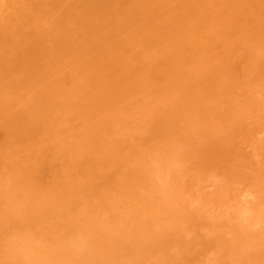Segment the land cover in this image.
I'll list each match as a JSON object with an SVG mask.
<instances>
[{
	"label": "rangeland",
	"instance_id": "obj_1",
	"mask_svg": "<svg viewBox=\"0 0 264 264\" xmlns=\"http://www.w3.org/2000/svg\"><path fill=\"white\" fill-rule=\"evenodd\" d=\"M14 1L15 0H12L11 2L14 3ZM58 1L60 2L59 4H61V2L66 1V0H63V1L58 0ZM58 1L53 0L52 4L54 5V3H55L56 4L55 6H58L59 5L57 3ZM80 1H82V0H77V3H78V4L76 3L77 7H78V5L80 6V4H81ZM120 1H121V4L118 5L120 3ZM120 1L115 0V2L111 3V4H115L118 2L117 5L120 7H122V5H123V8H121L122 11L120 12L121 16H120V14H118L116 19L110 18L115 23L114 24L115 28L116 27L119 28L118 32L117 31L115 32V34L117 36H118V34H119V36L122 35V33L124 36H126L129 32L128 31L129 28L125 30V27L122 26L124 24H119V25L116 24V22L118 23V21H119L117 19L120 17L124 21V22L122 21L123 23H125L126 21H130L132 24H130L128 22L129 25H124V26H130V31H133L134 28H131V25L133 27L137 26V28H138L139 24H140L139 21H141L143 19L141 14H140V11L143 14H145V13L148 14V12L146 11L147 8H145V9L142 8L144 6L146 7V4L150 7V10H153V11L157 10L158 7L159 8L161 7L162 10H164L163 8H165V11L168 9L167 14L169 13L170 15H167V16H170L169 17L170 19L172 16L173 17L175 16L176 19H178V22H181V24L183 26H185V24L187 25V23L189 22V24H188L189 26L188 25L187 26L188 27L192 26L193 29H191L192 31H190V33H191V36H193V37H189L190 36L189 33H188L189 35L186 34L190 30V29L188 30V28H187L188 31L186 30L187 32L185 33L186 35L181 34V35H183V37H179L180 35L178 37L177 36L174 37L175 42L176 43L178 42L176 44V46L178 45L177 48H179L180 46H183L187 52L190 49L191 52L189 51V53H188L189 56L187 55L186 51H184V53H186L185 59L189 57V59H187L188 63L187 62L184 63L186 60L184 58H181L182 57V55H180L181 51L179 53L176 52V53H178V55L175 53L176 50L174 47H176V46H174V43H173L174 39H171L173 36L172 37L169 36L170 33H168V31H166L167 29L166 30L161 29V31L159 30L160 28H162V25L163 26L166 25L165 27H167L168 29L172 28L171 25L168 26V24H167V23H169V22H167V20L169 18H167L166 15L164 16L165 12L162 14V11L158 10L159 13L158 14L156 13L157 15L154 13V17H153L154 19L153 20L150 19V23L153 24V22H156V24H158V26H152V24L151 25L148 24L149 27L152 28V30H153V27L155 29H157L156 32L153 31L154 32L153 35L156 33L155 35L158 36L160 39H162L161 32H163V31L166 33L165 34L162 33V35L167 34L168 38L171 37L170 39H166V38H165L166 40L163 39L166 42H167V40L170 41L169 46H171V47H169V46L165 47V45L166 46L168 45L167 43L163 46L165 48H168L170 52H168L167 49H165L166 51L163 50L164 48L161 47V49L163 50V55H162V52H160V53L156 52L157 51L156 46H157V44L164 42V41H159V40L156 42L152 41V40H154L153 38L155 36L153 38L150 37V38H152V39H150L151 41H149V39H147L149 43L147 42L146 39H145V41L143 39H141L142 41H144V43H141L142 41H140L139 37L137 38L138 35H134L135 34V31H134L132 35H130L131 32H129V36L127 35L128 37H126V38H124L123 36H121L122 38L119 36L118 37L115 36V40L117 39V40L122 42V44H120V45H117L116 43H114V40L113 41L108 40L114 34L111 33V35H110L111 37H110L106 33V32H108L109 28H106V30H104L105 27H107V26H106V23H102V18H103V16H107V17L109 16V15L105 14L106 13L105 11H108L107 13H110V17H111V12H113V13L117 12V10L120 9V7L119 8H118V6L114 7L113 9L117 8V9H115L116 11L110 9V10H112L111 12H109L110 11L109 9L102 11L101 13L99 10H97L98 12L96 11V14L95 13L93 14V12H94L93 11L92 12L93 15L92 14L91 15L95 20L100 19L99 17H100V15H102V13H104L105 15H102V18L100 20L101 23L100 22L95 23V21H93V18L90 17L91 21H93L94 23L93 22L91 23V21L89 20L90 21L89 22L90 23L89 30H85V26L83 25L84 24L83 22L81 23V21H80V23L83 25L82 26V25H80V23H78V22L75 23L72 20V17H73V15H75V13H76V15L77 14L79 15L80 13L83 14L82 12H80V13L78 12V11H81L82 7H78V8L75 7L76 0H74V1L72 0L71 2H70V0H67L62 5H59L57 7V10H59L58 8H60V6H62L60 8L61 10H60V15H59L58 20L62 21L64 19L63 17L66 16V14H68V12H69V15L72 14L69 19H70L71 23L74 26H76L77 31L76 30H75L76 32L74 31L73 25L71 23L70 24L72 25V27H70L71 25L69 24L68 21H67L68 25L70 28H72V31H70L71 29L69 30L68 25L66 27L68 29H66L65 27L60 28V26H58V28H60V29H58V31L60 30L59 31L60 34L63 32L66 33L67 34L66 39L68 38V34L70 35V33L72 32L69 38L75 40V38L77 37L76 39L78 40V43H80V45H82V46H80V49L84 45L86 47L87 44L89 45L92 42V44H93V46H91L92 48L88 47V45H87L88 51L86 50L85 47H83L84 50L83 49L79 50V46L77 45L78 43H75L73 40H72L74 42L73 44L77 45L78 49L73 47V44H71V48L73 47L72 50L76 51V52L73 51V54L80 53L82 51L79 54V60L82 63L81 65H83L84 59L85 60L87 59L85 61L87 65L84 64L85 70L87 69L88 65L89 66H95V67H93L94 71H92V68H91V71H87L88 73L83 70L85 72L83 74L84 76L81 74H78V75H80V77L77 75H74V73L69 74L68 71H62L63 73L61 72L63 74V76L65 77V79L61 77L62 74H61V76L56 75L57 78L59 77L57 82H55L57 84L53 85L57 91L55 93L56 98L51 96L49 93L47 94L48 95L47 98H45L47 96L46 94H45L46 95L45 97L42 96V97L37 98L35 96L36 97L35 100L36 99L38 100V101L36 100V102H37V104L39 103V106H40L39 110L46 108V105L41 103L40 99L47 100L46 102L49 101L48 105L51 108H50V110L41 111L42 113L40 112L41 117H43V119H44L43 120L44 123H41L42 124L41 127H38V126H40V124L39 125L36 124V125H38L36 128L37 129L40 128L39 131L36 130V132H35V130L33 129L35 127H32L33 126V125H31L32 123L30 124L32 129L34 130L33 132H35L34 133L35 135L33 133L32 134L28 133V136L31 135L30 136L31 139L30 138L29 139L32 141L36 140V143H38V145H39L38 146L36 144L37 147H35L33 145L34 147L32 146L33 147V150H32L31 146H29L30 144L29 145L27 144L29 142L25 141L26 143H24V139H23V141H21V142H23L22 144L19 140H18L19 143H17L18 141L17 142L16 141L11 142L12 140L10 139L9 134H11V137H14L13 136L14 133H16V135L17 134L20 135V133H17L16 130H13V129H12L13 131H10L11 128H10L9 122H8V126H9L10 130L8 129V127H5V126H7L6 125L7 122L4 119H6L7 121H10L12 124L13 118L15 116H17V114L18 115L20 113L22 114V111L20 109H23L25 111L27 110L26 112L28 113V109L27 108L24 109V106H26V105H24L23 102H21L24 98H25V101L29 103V104L27 103L28 106L30 104H32V105H30L31 109H33L34 107L37 106L35 104V101H33L32 96L30 97V94L31 95L33 94L34 86L38 87L39 84H36L37 82L41 81V83H42V79H45L44 77L46 76L47 73H42L41 71H43V70L39 71V69H41L39 67V64H38L40 60L38 61V59H36V58H38V56L41 53H42L41 56L44 54V57H46L47 54L49 53L48 52L49 49L43 51V48L40 47L41 49L39 48V51H40L39 52L37 50L38 48L36 47V45L33 44V42H37V41L40 42L41 41V43L44 42V45H46V47L47 46L51 47L53 52L58 54L57 58H56V54L53 55V52H52V57L55 56V58L51 57L50 59L51 60L55 59V61H57L56 59L59 58L58 56L60 55L59 51H60L61 47H59V50H58V46H61L60 44H62V43L58 44V42H57L58 45H54V44H56L57 40L55 41V43H54V40L56 39L57 36H54V39L51 38V40H48L50 38V35H49L51 33L50 32L48 34L49 38L47 37L48 35H46L45 39L48 38L47 39L48 42L51 41L52 44L54 43L52 45L53 46L52 47V46H50L51 45L50 43L45 42L46 40L39 36L40 34H37L38 31H34V29L32 28L33 31L31 32L30 31L31 29H28V33H27V31H25L28 34L27 35V34H24L25 32L22 29L21 33L24 32L23 34L26 36L25 37L22 34V36L25 37V38L23 37L24 39L29 37V35L32 33L34 35H37L38 40L35 39L36 37L35 38L31 37L32 36L31 35L30 38L26 39V41L28 42L26 44L28 45V47H29V45H30V47H31V45H33V47L31 49H33L35 46L37 48L35 50H37L39 53H36L37 55H35V58H33L34 56H32L31 57L32 60L30 59V61H28V65L30 62L31 67L30 66L29 67L31 69L34 67V66L32 67L31 63L36 62L37 67L33 68V70H32V71H34V73L31 70H28L27 67H26L27 70L23 67L21 68V70H17L18 72H20V71L25 72L26 71L27 76L23 75L24 77L21 78L19 75H22V73L21 74L15 73V75H12L13 72L11 74L8 73V70H9V72H11L15 67H18V68L20 67V66H15L16 65L15 60L17 59V58L15 59V57H17V55H14V53L19 50L18 49L19 46L17 43L21 42L20 37H22V36L16 34L19 37V40H18V38H16V36L13 39L18 41L17 43L15 42L16 44L14 43L15 47L18 46L17 47L18 50L14 49L15 48L14 44L10 43L9 45H11L13 48H11L10 46H7V47H8V49L11 48L10 50L13 49L14 53L11 54L9 50H5L6 55L2 52V55H5V56L3 57L1 55L3 59L0 57L2 59L0 62V64H1L3 61L6 60V58L10 59V57L13 55V57H11V59H13L12 60L13 63L11 62V60H9V62H11L12 64L15 63V65H14L15 67L12 69L11 63H9L8 60H6L8 63V65L6 63L7 67L9 66V64L11 65L10 66L11 69H10V67H9V69L6 67V70H7V73H6L4 71L5 66L2 67V64H3L2 63L1 68H3V71L6 73V76H7V74H8V76L5 77L4 72H3L4 74L0 73V76H1V74H2V76L4 75V77H0V79L2 78L3 80H7L6 83L8 82L9 86H12L13 88H14V84H16V85H19L20 88L21 87H24V88L27 87L28 90L26 89L25 92L20 93L19 97L17 96L16 99L14 97L15 100L12 99V101H16V103H13V104L11 102L9 103L10 100L8 101L9 98H7V97H10V96H8L7 94H5V95L0 94V108L2 105H4V104H2V102L7 101L8 103L6 102L5 104H7V107L8 108L10 107V109L12 111L14 109H15V111H16V109L20 110L19 111L20 113L17 112L16 115H13L14 113L11 112V110L6 108L5 106L4 107L2 106L3 109L2 108L0 109V113H1L0 114V147H1V149H0V173H1L0 174V205L5 204V206H6V207L0 206V264H10V263L11 264H96V263L97 264H264V51H263L264 50V27H263L264 26V8H263L264 7V0H244V1L240 0L241 2H237L234 0H220V1L219 0H212V2L210 0H206V2L204 0H203V2H200V0H189V3H188V0H186L185 4H184L183 0H179L180 4L181 3L183 4L182 9L178 8V7H174V9H173L172 8L173 3L171 0H164V1L153 0L154 2H152V0H151V2H150V0H142V2L141 1L138 2L137 0L136 1L131 0L130 1L131 4L127 0H125V1L120 0ZM126 1H127V3H125ZM159 1H161V2L159 3ZM209 1L211 3H214V4H215V2H217V5H218V2L220 3L222 1V3H221V5H223L222 7H224V5L226 8L227 7L228 8L229 7L235 8L236 7V9L238 8V10L241 9L240 7H242V5H243L242 2H245L246 6H244L245 9L242 7L244 10V12L241 10L242 13H240V11L236 12L234 10H231L232 13L228 15L230 18L228 17L229 19L227 18L228 20H226V17H227L226 15L229 12L227 11V14H226V9H224L225 7L222 8V9H224L222 11H225V12H222L221 10L218 12L217 10L221 5H218V6L215 5L214 6L212 4L213 5V6L211 5L212 7H216V10L213 9L216 12L210 13L212 9L209 8V9H211L209 12L208 6L211 7L210 4L208 3ZM17 2H19V1H17ZM86 2H88V1L87 0L82 1V5L86 4L85 6H87ZM156 2H157V4H156ZM164 2H166V3H164ZM173 2H175V1H173ZM252 2L253 3L255 2L254 3L255 6L249 5ZM0 3H4V0H0ZM12 3H11V5H12ZM70 3H71V7L75 13L71 9V7L69 5ZM124 3L126 6L124 5ZM140 3H141V5H140ZM143 3H144V5H143ZM202 3L204 4V6ZM15 4L16 3H14L12 6H14ZM52 4L50 5L51 8L47 7V9H45L46 6H49V5H46L45 8L41 11V13L44 14L43 16H41V14H40V16H38V14H37L38 12L36 13L37 14L36 17H34L31 20L32 21L31 23L35 27L33 25L30 26L29 25L30 22H29V24H27V26H24V28H26V27L36 28V26H38L37 24H39L38 21L43 20L41 22L42 27L41 26L40 27H41V29H44V33L48 32V30L51 29L49 27L50 26L49 23H51V22L54 23L56 21V18H58V17H56V13L58 11L56 10V7L53 6ZM247 4H248V6H247ZM65 5H68L70 7L66 14H64L66 11ZM84 5H83V10H84V8L86 10L87 8ZM138 5H140V6H138ZM152 5H153V7H152ZM193 5L194 6L196 5L198 7L197 10H199L201 8V10H199L197 13H202L205 9H207L208 10L207 12L210 13V15H208V18L203 19L201 17L202 19H200V21L197 19L196 20L194 19V21H192V18H191L192 16L190 17V14L186 11L188 8H189L188 9L189 11L190 10L192 11L193 9H190V8ZM199 5H201L202 7L199 8ZM184 6L187 7V9L184 8ZM52 7H55V8H52ZM92 7H94V6L92 5ZM112 7L113 6L111 5V8ZM251 7H252V9H251ZM63 8H65V9H63ZM79 8H80V10H79ZM53 9H54V11H53ZM90 9L91 10H89V11L96 10L94 8H90ZM70 10L72 11V13H70L71 12ZM130 10H132V12ZM150 10L148 8V11H150ZM249 10H251V11H249ZM47 11H50V12H47ZM134 11H136V12H134ZM191 11H190V13H191ZM245 11H246V13H245ZM247 11L250 12V15L248 14L249 12H247ZM252 11H254V12H252ZM61 12H62V14H61ZM130 12L133 16L129 14ZM54 13H55V15H54ZM113 13H112V17L113 16L115 17V15H117V13L114 15H113ZM194 13L192 12L191 14L193 15ZM216 13H217V15H216ZM218 13H220L221 15L223 14L222 17L225 18L223 21L224 23H222L221 21L218 20V19H222V17L221 18L219 17L218 19L216 18L217 16H220V15H218ZM224 13H225V15H224ZM244 13L247 14L248 16L244 15ZM51 14L54 15L55 19H53V20L50 19ZM85 14H86V16L88 14L89 15L86 18L84 17L83 21L88 22L87 20L90 16V13H88V10H87V13H85ZM98 14H100V15H98ZM134 14L136 15V18L139 20L138 21L139 24L137 23V21H136V24H135V22L134 23L132 22V21H135V20H133L135 17ZM150 14H153V12ZM159 14L163 15V17H165V19H163L162 16H158ZM177 14H179V15L182 14V17H180V16L178 17ZM203 14H204V12H203ZM261 14H263V15H261ZM57 15H58V13H57ZM95 15H97L98 18L95 17ZM236 15L237 16L239 15V16L237 17ZM37 16L40 18L39 20L37 19ZM122 16L125 18L123 19ZM156 16H157V18L160 17L161 20L160 19L158 20L156 18ZM259 16H261V17H259ZM67 17H68V15H67ZM107 17H105L104 19L109 20ZM183 17H184V19H185V17L187 19H189V20H187V23L186 22L184 23V21H186V20H183ZM51 18H53V17H51ZM61 18H63V19H61ZM198 18H200V17L198 16ZM210 18L213 19V21L210 22L211 24L209 25V23H208L209 21H204V20L205 19L208 20ZM214 18H216L218 20V22H217V20L214 21L215 20ZM235 18H237L238 21ZM114 19H115V21H114ZM121 19L119 22H121ZM173 19H171V20H173ZM81 20H82V18H81ZM111 20H109V21H111ZM143 20H142L143 22H141V23H142L143 27L145 28V24H147L149 21H146L147 18L143 19ZM232 20H233V22H232ZM61 21H60V24H61ZM190 21H192L193 23L192 22L190 23ZM47 22H48V24H47ZM67 22H65V20H63L62 23H64V25L66 26L65 23H67ZM111 22L109 25H111ZM173 22H174V20H173ZM178 22L176 24H178ZM195 22L203 23L204 29H201V28H203V26L201 27V26H199V24H197ZM216 22H217V25L219 26L218 28H217ZM97 23L100 25L101 29L99 28V26H97ZM174 23H170V24H172L174 26ZM205 23L208 26L207 27L208 29L206 28ZM213 23L215 25H212ZM45 24H47V26ZM93 24H95L101 30V32H103V31H105V32H103V34H102V33H100V31H96L97 27H95ZM190 24H193V25H190ZM53 25H56V23H54ZM148 25H147V29L145 28V30H148L150 32L151 29L148 28ZM159 25H161V27ZM211 25L213 27L219 29V30L216 31L217 29L215 30V28L213 30V28H210V27H212ZM101 26L103 27V30H102ZM114 26L113 27L110 26V29L112 28L113 31H115ZM122 27L124 28L125 31L122 29ZM143 27L140 26L139 27L140 30H142ZM64 28H65V30H64ZM120 28H121V31L123 30L122 33H120L121 32ZM174 28L172 30H174ZM209 28L212 29L211 32L209 31ZM259 28H261V29H259ZM86 29H88L87 26H86ZM92 29H94L93 30L94 33L92 32ZM185 29H186V26H185ZM54 30H56V29H53L52 31H54ZM112 30H109V31L112 32ZM182 30L180 32H182ZM250 30L253 33H251ZM73 31H74V33L80 32L81 36H78L79 33L73 34ZM83 31L86 34L82 33ZM142 31H143L142 33L140 32L142 35L143 34L145 35V33H148L147 31L146 32H144V30H142ZM157 31H159L160 33H158ZM195 31H197V32L194 33ZM206 31L208 33H206ZM41 32L43 34V30ZM95 32L97 33L98 36L95 34ZM110 32H109V34H110ZM184 32H185V30L183 31V33ZM55 33H53V34L55 35ZM136 33L138 34L139 30ZM172 33H173V31H172ZM226 33H228V34H226ZM66 34H62V35H64V37H65ZM88 34H89V37H91V39L89 37H88V39H89V41L90 40L91 41L90 42L88 41L89 43H85V44L83 43L84 45L81 44L82 40L85 37H87ZM99 34L102 37H99ZM94 35H96V37H94ZM106 35H108L109 37ZM42 36H45V35H42ZM135 36L137 39L135 38ZM148 36H151V34H149ZM61 37H63V36H61ZM131 37H133V38H131ZM143 37H145V36H143ZM58 38H59L58 39V41H59L61 39L60 35ZM97 38H99V39L104 38V40H105L104 41V47L106 45V47H105L106 51H104V52L99 51L101 53V55L103 53L107 54V55H105V54L102 55V56H105L104 60H102V61L100 58L94 59V57L97 58L98 54L100 55L99 52H98L97 56H94V52H92V50L93 51L94 50L97 51L99 49L105 50L104 47L101 48V46H103V44H101L100 40ZM140 38H142V36ZM28 39L31 40L30 43H29ZM33 39H34V41H32ZM52 39H53V41H52ZM156 39H158V38H155V40ZM242 39H244V40H242ZM21 40H23V39H21ZM77 40H75V41L77 42ZM79 40H81V42H79ZM189 40H191V43L193 41V43H192L193 45L190 46ZM70 41H68V42L70 43ZM86 41H83V42H86ZM123 41H125V42H123ZM187 41H188V44L186 43ZM25 42H24V40L22 41L23 44H25ZM68 42L65 43L66 48L70 47L69 45L67 46V44H69ZM133 42H135V43H133ZM41 43H39L37 46L39 47V45H41ZM63 43H64V41H63ZM131 43L136 44L137 47L135 45L129 46V45H131ZM153 43H155L156 45L153 46L152 45ZM26 44L25 45L21 44L20 49L22 46L24 48V46H26ZM92 44H90V45H92ZM113 44H114V47H113ZM126 44H127V46H125ZM95 45H98V46H96L98 48L97 50H96ZM138 45H139V47H138ZM142 45H144V47ZM148 45L152 46V48H150L152 50L147 49V47L149 48ZM161 45L162 44H160L158 46H161ZM54 46L56 48H54ZM99 46H100V48H99ZM134 46L138 49L132 48ZM158 46H157V48H158ZM189 46H190V48H189ZM195 46H196V49L199 47V50L194 49ZM42 47L45 48V46H42ZM127 47H128V49H126ZM129 47H131V48H129ZM47 48H45V49H47ZM51 48L49 50L50 54L52 51ZM109 48L111 50H109ZM184 48L182 49V54H183ZM55 49L58 50V53H57V50H55ZM180 49H181V47H180ZM67 50H69V51H66V52L63 51L64 53L61 54V56L65 54V56H64L65 58L62 56L64 58V60L66 59V57L69 61L71 58L73 61L77 60L75 57L78 54H75V56H70V55L67 56L68 55V54L66 55L67 52H70V51L72 52V50L70 48ZM78 50H79V52H77ZM89 50L92 52L93 56L91 53L89 56V52H90ZM85 51H86V53H88V55H84ZM107 51H110L109 55H108ZM117 51H119V52L117 53ZM135 51H137V53ZM138 51L142 56H140V54H138ZM164 51H165V53H164ZM19 52H21V51L19 50ZM43 52H46V56H45V53H43ZM71 52H70V54L72 55ZM111 52H115L116 54H118V56L115 55V53H114L111 57V54H112ZM144 52H146V54ZM150 52H151V54H150ZM9 53L11 54L10 56H9ZM95 53H97V52H95ZM132 54L134 55L133 57H131ZM137 54H138V56H137ZM80 55H82V57L84 56L83 60H81ZM144 55L146 56V58L149 61L151 60L152 63L151 62L148 63V61L145 60L144 64L149 65V67H146L147 65L145 66L144 64L140 65V66L146 67V69L143 68L145 71H147L149 69L148 70L149 73H150V71H152L150 73V77H148V75H149L148 72H144L142 70V73H140V71H139L140 67L137 66V64L139 65V64L143 63L141 61V59L144 58L143 57ZM161 55L165 56V57L161 59V57H162ZM166 55H167V58H166ZM179 55H180V61H179L180 63L177 62V60H179V58H178ZM41 56H40V58H41ZM91 56L98 63V65L96 62L95 63L92 62L93 59H91ZM100 56H98V57H100ZM150 56H152V58H149ZM68 57H70V58H68ZM88 57L91 59V62L88 61V60H90V59H88ZM106 57H108V58H106ZM168 57H170V58H168ZM4 58H5V60H4ZM48 58L43 59V57H42V59L44 61H46ZM115 58L118 60L116 61ZM126 58H127V60H126ZM132 58H134V59L138 58L139 60L138 59H137L138 61L133 60ZM165 58H166V60H165ZM213 58H215V59H213ZM42 59H41V61H42ZM109 59H111V60H109ZM168 59H169V62H167ZM172 59H176V60L173 61ZM182 59L185 61L183 62ZM209 59H211L212 62H211V60L208 61ZM51 60H49V61H51ZM60 60H63V59H61V57H60L58 61H60ZM66 60L64 61V63H66ZM44 61H42V63H44L46 65V63ZM49 61H48V63H49ZM53 61H51V62H53ZM73 61L71 62L72 64L71 63L68 64V62H67V65L64 64L62 61H61L62 64H58L56 62L58 66L60 65L59 67H57L55 62H53V63L57 67L56 69H57L58 74H59L60 70H61L60 67L69 68L71 65V67L74 68L73 66H76V65H74L73 63L76 61H74V62ZM153 61H156V63H154L155 66L153 65ZM193 61H196V62H193ZM5 62H4V64H5ZM61 62H59V63H61ZM77 62H79V61H77ZM116 62H118V63H116ZM140 62H142V63H140ZM209 62H211V63L209 64ZM79 63H77V65H79ZM88 63H90V64H88ZM165 63H167V65ZM102 64L103 65L105 64L107 66L109 65L110 67H107L105 69V67L101 66V68L104 71L98 73L99 72L98 69L100 68L98 66H100ZM125 64H129L131 66V68H134L132 70V72L136 71L135 74H137V75L135 76L133 74V75H131L132 77L135 76L137 78L138 77L140 78V74H142L141 79H135V78L131 79L132 77L129 76L130 81L128 80L129 81L128 82L125 79L127 81V83H125V84L122 83L123 85L122 84L119 85L122 81L121 79H120L121 80L120 82L116 79L115 83H116V81H118L117 86L120 89H121V86H123L124 89L122 87V90L119 91L120 89L117 86H115L117 88V89H115V87L113 88L111 86V84H108V86L111 87V88H108L105 84L108 83L107 81H109L111 78L108 79V77L106 75H109V74H107V73H110V70H112L115 66V68L117 69L116 71H118V73L120 72L122 74L123 71L129 70L128 69L129 65H125ZM26 65L27 64H25V66ZM41 65L42 64H40V66ZM50 65H51L50 67L53 66V64H50ZM81 65H79L78 71L82 70V69H80ZM165 65H166V67H165ZM111 66H113V67H111ZM125 66H128V68ZM71 67H70V69H71ZM118 67H122V68H118ZM200 67L202 70H204V69H206V70L199 71ZM37 68H38V71H37ZM45 68H48L49 69L48 71H50V69H52V68H49L47 66ZM76 68H75V70L73 69L75 72H76ZM124 68H125V70H123ZM13 71H15V69ZM29 71L33 73V74L30 73L32 76L34 74L35 75L37 74L36 76H38V77H36L34 75L35 79L37 78V80L33 79L34 76H33V78L31 77V75L28 73ZM35 71L38 73L39 72L42 73V75L40 74L41 78H42L41 80H40V75H38V73H35ZM45 71H46V69H45ZM45 71H43V72H45ZM54 71H55V68H54ZM54 71L53 72L50 71L51 74L52 73L54 74ZM116 71L115 72L113 71V72L117 73ZM64 72H65V74L67 72L68 76H65ZM92 72H94L93 73V75L95 74L94 76L91 74ZM129 72H131V71H129ZM129 72H125V73L128 74ZM178 72L179 73L181 72V74H177ZM111 73H110V77H111ZM153 73H156V74H153ZM157 73H159V74H157ZM185 73H186V75H185ZM195 73H196V75H195ZM28 74L30 75V79L28 77ZM51 74L49 73V75H51ZM55 74H57V73H55ZM207 74H208V76H205ZM49 75L47 74L48 77H50ZM97 75H99L98 79H96V78L93 79ZM151 75L155 76V77L151 78ZM213 75L214 76L216 75V76L214 77ZM13 76H15V79L13 78ZM17 76H19L21 79L20 78L17 79L18 78ZM86 76L91 77V78L89 79ZM186 76L188 78H186ZM209 76H210V78H209ZM25 77H28L27 79L31 80L30 82H33L35 80L34 85H32L33 83H31V84L28 83L29 81L28 82L26 81L27 83L24 82L23 78H25ZM48 77L46 78V81H47ZM115 77L116 76L114 75L113 81L111 79V83L114 82ZM163 77H164V80H163ZM174 77H175V79H174ZM100 78L102 80L101 82H100ZM125 78H128V77H125ZM145 78H146V80L148 78V83L146 81V83H145L146 85L144 86V84L142 85L141 82L144 81ZM149 78H151V79H149ZM156 78L158 80H156ZM208 78H209V80H208ZM2 79L0 80V86L4 87L3 90H6L7 85L2 86L4 84H6V83L2 84V82H3ZM27 79L25 78V80H27ZM32 79H33V81H32ZM180 79H181V81H180ZM14 80H15V82H14ZM92 80H93V82H92ZM137 80H139V81L141 80V82L140 83L135 82ZM183 80H184V82H183ZM207 80L209 83L207 82ZM49 81H51L50 78H49ZM49 81H47V82H49ZM53 81H56V80L54 79ZM59 81H61V82H59ZM94 81L100 82V84L103 82H105V83H103L102 85L99 86V88H97V87L92 86ZM131 82H135V83H131ZM204 82L205 83L207 82V83L205 84ZM23 83H26V84L23 85ZM76 83H78V84H76ZM130 83L133 84L134 86H135V84L139 83L138 84L139 89L137 88V85H136V89H134V91H133V85L130 87L129 86V85H131ZM43 84H46V83L43 82ZM63 84H65L66 86ZM83 84H84V86L90 84L93 88L98 89V91L95 92L96 95L94 92L87 90L88 92H90V94H89L90 97L91 98L94 97L96 104H95L94 100H91V99H90L91 101L88 100L89 103L85 102L86 103L85 104V103H83L84 101L82 99H84V98H82V97H81L82 98L81 100L83 101V102L81 101L82 104H77L78 103L77 100H79L77 98V96L80 95L81 93H85L84 90L87 87H89V86H86V88H85L83 86ZM96 84H95V86H96ZM170 84H171V86H170ZM203 84L206 86H204ZM16 85H15V87H16L15 89L8 87L9 89L13 90V91L10 90L11 91V92L9 91L10 93H12V92H14V90H16L15 91L16 94L12 93V95H17L18 89H17ZM30 85L32 87H30ZM76 85H79V86H77V88H75ZM174 85H177V86L179 85V86L175 87ZM73 86L76 89V91L78 89H80L82 86L84 87V90L80 89V91L78 90V93H76V92L72 93V91L74 89L73 90H70V89H72ZM194 86L196 87L197 90L194 89L195 88ZM101 87H102V90L100 89ZM129 87L131 90L129 89V91L127 93L126 89H128ZM173 87H174V89H173ZM181 87H182V89H181ZM199 87H201V89ZM41 88H43L41 91L44 90V92L45 91H46V93L48 92L47 89H44V86L42 87V85H41ZM45 88H46V85H45ZM167 88H169V89L171 88L173 93L176 94V96L174 94L173 97H172V95L170 97V98L176 97V99L174 98L172 100V103L171 102L169 103V101H171V100H169V98L165 99L170 94H172V92L169 91V89H167ZM95 89L93 91H95ZM166 89L169 92L168 96L166 93L167 92ZM50 90H52V89H50ZM100 90H101V92L98 94V92ZM110 90H111V92L113 91L114 96L111 95L112 94L111 92H110L111 94H109ZM115 90H117L116 91L117 93L115 92ZM175 90H177V92ZM188 90H190V91L187 93L186 91H188ZM193 90H195V91H193ZM22 91H23V88H22ZM28 91L30 94L28 93ZM162 91H164V92L162 93ZM5 92H7V91H5ZM69 92L72 94L70 96L72 97L71 99L73 100V103L77 102L76 103L77 105H74L75 104L74 103L73 104L74 106L73 105L70 106L69 103H71L70 102L71 99L69 96V94H70ZM122 92H124L123 97H125V99L122 97L123 102L119 103L122 100L119 97L120 98L119 100H121V101H118V95ZM130 92H132L131 95H129ZM0 93H1V90H0ZM27 93L29 95H27ZM75 93L78 95L76 96ZM164 93H166V94L163 95ZM35 94L40 96V95H42V92H40L37 89ZM65 94H67V95H65ZM133 94L136 96V98L134 97ZM204 94H205V96H201ZM26 95H27V97H26ZM57 95L58 96L60 95V99ZM97 95L99 96L98 98H97ZM107 95L110 97H108ZM120 95L122 96V94H120ZM127 95H129L130 97ZM159 95L161 97H159ZM197 95H198V97H196ZM211 95H212V97H211ZM82 96L84 97L85 95H82ZM100 96H102L101 99H99ZM105 96H107L108 99L105 98ZM131 96H133V97H131ZM179 96H180V98H178ZM181 96L182 97L184 96V98H182ZM213 96H214V98H213ZM20 97H22V100H20V101L17 100ZM50 97L53 98V101H54V98H55V101H56V99H58L59 100L58 104L56 102L57 105H54L55 103L53 105H51L52 103L50 101ZM87 97H89V96L87 95ZM126 97H127V100H126ZM128 97H129V99L131 98L130 99L131 101L128 99ZM203 97H206V98H204L205 100L203 99ZM64 98H65V100H64ZM79 98H80V96H79ZM188 98H190V99L194 98V100L191 99V100L187 101ZM209 98H211L215 101H213L211 99L208 101ZM97 99H99V101H97ZM180 99H181V102H180ZM201 99H202V101H201ZM2 100H4V101H2ZM66 100H68V101H66ZM100 100L107 101V102L102 103V101H100ZM124 100H126V101H124ZM175 100H176V103H175ZM178 100H179V103L177 102ZM195 100L197 103L195 102ZM161 101L165 104L163 105ZM166 101L168 102L169 105L166 104L167 103ZM18 102L20 103V107L17 106L19 104ZM90 102H91V104H90ZM190 102L192 105H190V106L186 105L185 106V104H190ZM203 102L204 103L207 102V103H205V106H204V104H202ZM105 103H107V104H105ZM180 103H182V104L180 105ZM195 103L198 104L199 106L196 105ZM94 104L96 107L94 106ZM171 104H172V106H171ZM178 104H179L180 108L177 107ZM194 104H195V106H194ZM106 105H107V107H106ZM159 105H160V107H159ZM209 105H211V106H209ZM52 106H53V108H52ZM55 106H56V108H55ZM165 106L167 107V109ZM196 106H197V108L199 107L198 110H197V108H195V110L190 108V107L194 108ZM67 107H69V108H67ZM97 107H98V109H97ZM156 107L158 108V110H156L157 109ZM181 107H182V109H181ZM206 107H207V109L209 107H211V109H209V111H207ZM57 108L59 110L60 109L61 110L58 111ZM173 108L174 109L176 108V110H173ZM185 108L187 109V111ZM31 109L29 110L30 112H31ZM35 109H34V111H35ZM153 109L155 111H153ZM183 109H185V110H183ZM203 109H205L206 111L204 112ZM36 110L38 111V109H36ZM149 110H150V112H149ZM165 110L168 112H166L165 117H162L165 115L164 114ZM34 111L31 112V113H33V115H35V114L37 115V113L39 112V111L38 112L37 111L34 112ZM62 111H64V112L62 113ZM76 111H78V112H76ZM160 111H162L164 115L163 114H160L161 116L158 115L160 113ZM190 111L192 113H190ZM66 112H69V113H66ZM137 112H139V113H137ZM155 112H157V113H155ZM27 113H26V116H28ZM147 113H148V115H147ZM171 113H172V115H171ZM5 114L6 115L10 114V115H8V117L7 116L5 117ZM28 114H30V113H28ZM54 114H57V115L54 116ZM173 114L175 117L173 116ZM183 114H185V115H183ZM40 115H39V117L38 116L36 117L37 119H35L34 117L33 118L35 120L39 121V120H41V119H38V118H40ZM69 115H72L74 117H72V116L69 117ZM198 115L200 116L199 118H198ZM19 116H22V115H19ZM64 116H66V117H64ZM155 116H158V119L160 116L159 121L157 119L154 120ZM28 117H30V116H28ZM49 117H50V119H49ZM168 117H170V118H168ZM191 117H193V118L191 119ZM15 118L17 119L18 117H15ZM19 118L17 121L20 122L21 127H19V125H18V127H19L18 129H19V131H21L20 129L24 126L21 123H24L25 126L27 127L26 123L29 122V119H32V118H28V120H27L24 117L23 121H21ZM47 118H48V121H47ZM165 118H166V120H165ZM180 118H181L182 122L185 121V124L181 122L182 124L180 123L181 125H179V122L181 121ZM189 118H190V120H193L194 124L192 123V121L189 120ZM56 119H58L59 122L55 121ZM68 119H70V120H68ZM78 119H79V121H78ZM90 119H92V120H90ZM183 119H185V120H183ZM160 120H162V121H160ZM194 120H195V122H194ZM31 121H33V119ZM102 121H104L106 123H104V122L102 123ZM163 121L166 123H164ZM14 122H15V120L13 121V124H15ZM77 122L80 124H78ZM108 122H110L111 124ZM189 122H190V124H189ZM13 124H12V127H14ZM43 124H46V126H44ZM50 124L52 126H49ZM71 125H73L74 129H72L73 127H71ZM16 126L17 125H15V127ZM155 127H156V129H154ZM29 129H31V128L28 127V130ZM58 130L61 131L62 133L61 132L59 133ZM62 130L64 131V134H63ZM9 131H10V133H9ZM57 132L60 134V136ZM23 134H22V136L25 135V134L24 135ZM50 134L52 136H55V137H52ZM16 135H15V138H12V139L17 140L18 138H16ZM34 136H35V138L33 139ZM57 136H58V138H56ZM64 136H65V138H63ZM74 136L76 137V139ZM105 136H106L107 140L105 139ZM21 137H20V140H21ZM111 137H112V139H111ZM118 137H119V139H118ZM26 138H27V136H26ZM54 138H55L56 142H55ZM109 138H110V142L108 140ZM120 139H122V140H120ZM111 141L115 142V143H111ZM117 141H119L120 145H118ZM69 142L72 143L73 146L70 147L71 144ZM39 143L40 144L42 143V144L40 145ZM45 143L46 144L48 143V144L46 145ZM31 144H35V141ZM113 145H114V147H113ZM116 145H118V146H116ZM95 147L98 151L95 150ZM100 147H102V149ZM107 147H109V148H107ZM117 147H118V149H116ZM114 149L118 152H116ZM20 150H21V152H20ZM89 150H91V151H89ZM38 151L41 153L44 152L45 154L44 153L41 154ZM52 151H54V153ZM58 151H60L59 153L61 155L58 153ZM97 152H100V153H97ZM112 152H114V153L116 152V153L114 154ZM66 153H68V154H66ZM86 153H87V155H85ZM90 153H92V154L90 155ZM80 154H82V155L84 154V156H86V157H88V156L91 157L90 161L93 160V162H94V158H95L96 160H95L94 164L92 163L90 165L89 163H87V164H89V167H87V165H86L83 168L84 170L79 165L81 170H82L81 173L82 174L85 173L84 176L73 175L74 173L77 174V172H76L77 170H73L72 176L70 174H69L70 176H66V175H68V174H66V172H69L68 168L72 165V164H70V166H69L68 162L70 161V163L73 162V164H74L75 163L74 160L77 161V159L80 158V156H81ZM93 154H95V155L92 156ZM22 155L25 157H22ZM35 155H37V156H35ZM56 155H58L59 157ZM63 155L66 157H64ZM102 155H103V157H102ZM2 156L3 157L6 156V158L5 157L3 158ZM29 156H31V157H29ZM68 156H70V157H68ZM107 157H109V158H107ZM46 158H48V159H46ZM51 158H52V160H51ZM56 158H58V159H56ZM110 158L113 160H111ZM86 159L87 158H85V161H87L89 158L87 160ZM98 160L100 162H98ZM85 161H84V163L86 164ZM64 162H65V164H64ZM81 162H83V159H81ZM101 162H102V164H104L103 166L102 165L100 166ZM19 163L21 165H23L24 163H26V164H25V166H20ZM35 163L36 164L38 163L39 166H38V164L36 165ZM95 163H97L98 165L95 166ZM9 164H10V166H9ZM29 164H30V168L27 167ZM58 164L59 165L63 164L64 167H63V165L59 166ZM81 164H83V163H81ZM67 165H68V168H67ZM111 165H113V166H111ZM33 166H34V168L35 167H37V168L33 169ZM57 166H58V168H57ZM72 166H74V165H72ZM86 167L89 168L91 173L89 172V170ZM92 167L94 168L93 170H91ZM114 167H116V168H114ZM29 169H31V171ZM73 169H74V167H73ZM100 169H103V170L101 171ZM57 170H58L59 174H57ZM81 170L78 169V173ZM59 171H61V172H59ZM94 171H96V172L100 171L101 174H103L102 172H104V175H100V172H99L96 176V172H94ZM109 171H110V174L107 173ZM29 172H31V174ZM70 172H72V171H70ZM62 173H63V175H62ZM93 173H95V174H93ZM50 174H51V177H50ZM26 175L29 177H27ZM113 175L115 176V178ZM130 176H132V178ZM14 177H16V178H14ZM19 177H21V178H19ZM53 177H54V179H53ZM75 178H77V179H75ZM6 179H8V180H6ZM133 179H135V181ZM9 180H10V182H9ZM132 181H133V183H132ZM46 183H47V185H46ZM71 183H72V189H69L68 187L70 186L69 184H71ZM102 184H104V185H102ZM5 185H6V187H5ZM83 186H85V187H83ZM119 187H121V188H119ZM64 193H66V195ZM124 193H125V195H123ZM68 195L70 196V198L68 197ZM28 196H30L31 198ZM52 196H54L55 202L58 201L57 202L58 204H56V203H52V204L49 203L50 205L48 204V202H50L51 198L53 199ZM56 196H58V198H56ZM62 197L64 199L66 198L65 200L67 201L68 204L66 202L65 203L62 202V200H63ZM26 198L31 199L30 201H32V202L31 203H30V201L26 202L27 201ZM47 198H48V200H46ZM60 198H62L61 201H60ZM77 198H79V199H77ZM19 199H21V200H19ZM34 199H35V202H37L36 200L38 199V204L41 202L40 199H42L41 205H43V206H40L37 204V206H38L37 207L36 203L34 202ZM56 199H58V200H56ZM143 199H144V201H143ZM24 200H26V201H24ZM68 200H71V204L73 203L74 205L73 204L72 205L74 207H77V209L72 208L73 206L69 203ZM73 200L76 202H73ZM4 201L6 203H4ZM59 201L62 204H67L65 206L66 208H69V206L71 205L72 206V207L70 206L71 209L70 208L66 209L65 207H63L64 205L61 206L62 204L60 205ZM80 201H81V203H80ZM44 202L45 203L47 202V203L45 204ZM84 202H85V205H84ZM25 203H27V204H25ZM28 203H30V204H28ZM33 203L35 204V206L37 208L36 211L38 210L37 211L38 215H36L37 214L36 211L34 212L35 206H33L34 205ZM47 205H48V207H46ZM83 205L86 209L83 207ZM125 206H127V207H125ZM41 207L43 210V214H42L43 216L41 214H39L42 211V210L39 211V209H41ZM82 207L84 208V210ZM57 208L58 209L61 208L62 210L57 211L58 210ZM126 208H128V209H126ZM49 209L50 210L52 209L53 211L51 210L52 211L51 212ZM54 209H56L57 212L54 211ZM65 209L67 211L70 210L72 212L66 213ZM80 209H82L83 218H84V215H86L85 220L82 218L81 215L79 217H77L78 216L77 213L78 212L81 213ZM47 210H49V212H50L49 214H48ZM144 210H145V212H144ZM20 211H23V212H20ZM73 212L75 214H77L76 215L77 220L80 218H82L84 220L82 227L80 225L81 222H79L78 224H76L77 223L76 222L75 223L76 225L74 226V228H70V226L68 225L69 223L68 224L66 223L67 227L65 226V222L67 221V218H70V223H71V217H74V215H75V214L72 215ZM9 213L11 214L10 217H9ZM27 213H29V215ZM63 213H64V215L65 214L66 215L60 216V214H63ZM17 214H19V215H18V218L16 219ZM25 214H26V216H24ZM4 215H5V217H4ZM12 215H15L14 219H16L17 223L15 221H12L14 223H12L10 221L11 222L10 223L6 219L5 220L3 219V218H6V216L11 218ZM70 215H72V216L70 217ZM19 216L21 218L22 217L23 218L21 219ZM25 217H26V219H25ZM37 217H40V218H37ZM64 217L66 218L65 219L66 221L61 223V221H63ZM9 218H8V220H9ZM12 218H11V220H13ZM89 218H91V219H89ZM48 219H50V220H48ZM89 221H90V223H89ZM67 222H69V221H67ZM163 223H165V224H163ZM10 224H12L13 226H10ZM62 224H63V226H62ZM73 224L74 223L72 222V225ZM78 225H80V227L77 228ZM33 226H35V227H33ZM68 226L71 229V231L70 230L68 231ZM123 226H125V227H123ZM85 227H86V229H84ZM94 227L96 230L94 229ZM99 228H100V231H102V229L104 231L106 230L105 231V232H107L106 236L98 235L99 236L98 237L96 235L97 239L92 240V237H94L95 232H97V230H99ZM64 230L66 232H64ZM173 230H175V231H173ZM92 231L94 232V234ZM77 232H78V234H77ZM117 233H118L119 238H116ZM123 233L128 234V236L124 234L126 236V238L129 237V238H127V241L125 240L126 238L123 237L124 236ZM53 234L56 235L55 237L57 238V240H52V237H54ZM101 234H102V232H101ZM102 236H104V237H102ZM29 237L31 238V241H30ZM44 237H45V239H44ZM101 237H102V239H101ZM88 238H90L91 240ZM131 240H132V242H131ZM60 242H61V244H60ZM50 243H51V245H50ZM182 243L184 246L182 245ZM160 244H162V245H160ZM80 245H82V246H80ZM47 246H49V247H47ZM60 246H62V247H60ZM41 248L44 251H42ZM125 248H126V250H124ZM130 250H132V251H130ZM46 251L48 253H46ZM22 253H24L25 255ZM24 256H25V258H24ZM12 257H13V259H12Z\"/></svg>",
	"mask_w": 264,
	"mask_h": 264
},
{
	"label": "bare ground",
	"instance_id": "obj_2",
	"mask_svg": "<svg viewBox=\"0 0 264 264\" xmlns=\"http://www.w3.org/2000/svg\"><path fill=\"white\" fill-rule=\"evenodd\" d=\"M11 1H12V0H4V3H0V53H1V54H0V57H1V58H2V56L4 57V56L6 55V54H5V50H9L11 54L14 53V52H13V49L10 50V49L13 48V47H12L11 45H9V44H10V43L14 44L15 42L17 43L18 41L15 40V39H13V38H15V36H16V38H18V40H19V37H18L17 35L22 36V34H23L25 31H27V33H28V29H31V30H30L31 32L33 31V29H34V31H38L37 34H40L39 36H40L41 38H44V39H45L46 35H48V34L51 32V33L49 34V35H50V38H49V35H48L47 37H48L49 39L46 38V39H45L46 41L44 40L45 42H48V40H51V38L54 39V36H57L56 39L54 40V43H55V41L57 40V41H56V44H54V43H53V44H54V45H58L59 43H62V44H60L61 46H58V50H59V47H61V49L63 48L62 50L60 49V51H59V52H60V53H59L60 55H59L58 57H59V58L61 57V59H63V60H64V58H65V57H64L65 54L62 55L64 58L61 56V54H63V53L66 52V51H69V50H67V49L70 48V49L72 50L73 47H75V48L78 49V47H77V45H78V46H79V50H81V49L84 50V48H83V47H85L84 44H85V43H89V42L91 41V40L89 41V39H88V37H89V34H88L87 37L84 38L85 40H84V39L82 40V43H81V44L84 43V44H83L84 46L80 49V46H82V45H80V43H78V40L76 39L77 37L75 38V40H77V42H76L74 39L69 38L72 32L70 33V35L68 34V38L66 39L67 34L64 33V32L60 34V32H59L60 30L58 31V29H60L61 27H65V28H66L67 25H68V22H69V24L71 23V21H70L69 18H70V16H71L72 14L69 15V12H68V14H66L67 11H68V9L71 7V3L69 4L70 7H69L68 5H65V6H66V7H65V8H66V11H65L64 14H66V16L63 17L64 19L61 18V19L65 20V22L68 21L67 23H65L66 26L64 25V23H62L63 20H62V21H61V20H58V19H59V15H60V10H61L60 8H61L62 6H60V8H58L59 10H57V7H58L59 5H62V4H63L64 2H66L67 0H66V1H63V0H62L63 2H61V4H59L60 2L57 0V1H58L57 3L59 4V5L57 4L58 6H55V5H56L55 3H54V5L52 4V3H53V0H17V1H19V2H17V1L15 0L16 2L14 1V3H16V4H15L14 6H12L14 3H12ZM54 1H55V0H54ZM71 1H72V0H70V2H71ZM73 1H74V0H73ZM82 1H85V0H82ZM82 1H80V3H81L80 6L78 5V7H82V9H81V11H78V12H79V13L82 12L83 14L80 13L79 15L77 14V15H78V16H77L76 13L74 12V10H73L72 7H71V9L73 10V12L75 13V15H73L74 18L72 17V20H73L75 23H77V22L80 23V21H81V23L83 22V23H84L83 25L85 26V30H89V27H90V23H89V22L91 21V18H93L92 15H93L94 13L96 14V11H97V10H99L100 13H101L102 11H105V10H108V9H109V10L112 9V10L116 11L115 9H117V8H115V9H113V8H114V7H117L118 5L121 4V1H120V0H119V1H120L119 4H118V2L115 3V4H111L112 2H115V0H112V1H111V0H87L88 2H89V1H90V2H89V3L86 2L88 7L85 6L86 4H85V5L83 4V5L87 8L86 10H85V8H84V10H83ZM117 1H118V0H117ZM124 1H125V0H124ZM127 1L130 2L131 0H127ZM127 1H126L125 3H127ZM132 1H136V0H132ZM137 1H138V2H140V1L142 2V0H137ZM161 1H164V0H161ZM161 1H159V3H160ZM171 1H172V3H173V6H172L173 9H174V7H178V8H181V9H182V7H183L182 5H183V4H182V3L180 4V1H179V0H177L179 3H178L176 0H171ZM173 1H175V2H173ZM183 1H184V4H185V3H186V0H183ZM204 1L206 2V0H204ZM210 1L212 2V0H210ZM210 1L208 2V3L210 4V6H211L212 4H213L214 6L217 5V2H215V4H214V3H211ZM219 1H220V0H219ZM234 1L241 2L240 0H239V1H238V0H234ZM242 1H244V0H242ZM129 2H128V3H129ZM148 2H149V1H148ZM150 2H151V0H150ZM152 2H154V1L152 0ZM200 2H203V0H202V1L200 0ZM200 2H199V3H200ZM205 2H204V3H205ZM237 2H236V3H237ZM247 2H248V1H247ZM256 2H257V1H256ZM11 3H12V5H11ZM73 3H74V2H73ZM76 3H77V0H76L75 4H76ZM83 3H84V2H83ZM90 3H91V4H90ZM125 3H124V5H125ZM144 3H145V2H144ZM144 3H143V5H144ZM164 3H166V2H164ZM168 3H169V2H168ZM174 3H175V4H174ZM188 3H189V0H188ZM188 3H187V4H188ZM221 3H222V1H221L220 3L218 2V5H221ZM233 3H234V2H233ZM254 3H255V2H254ZM254 3L252 2L251 4H249V3H248V4H249L250 6H253ZM19 4H20V5H19ZM51 4H52L53 6L56 7V10L58 11V12H57V11L55 10V11L58 13V15H57V13H56V17H58V18H56V21H57V22H56V21L54 22V23H56V25H53L54 23H52V22L49 23L50 26L48 25L51 29L53 28V29H56V30L52 31L53 29H52V30L49 29L48 32H46V31H47V30H46V31H45V32L47 33V34H46V33H44V29H41V27H42V26H41V25H42L41 22H42L43 20L40 21V20H39L40 18H39L38 16H40V14H41V16H43L44 14H42L41 11L45 8L46 5H49V6H46L45 9H47V7H50ZM67 4H68V3H67ZM77 4H78V3H77ZM77 4L75 5L76 8H78V7H77ZM88 4H89V5H88ZM117 4H118V5H117ZM130 4H131V2H130ZM145 4H146V3H145ZM154 4H155V3H154ZM156 4H157V2H156ZM176 4H177V5H176ZM178 4H179V5H178ZM202 4H203V3H202ZM202 4H201V5H202ZM205 4H206V3H205ZM209 4H208V5H209ZM242 4H243V5H242ZM242 4H241V5H242V7L244 8V6H246V5H245V2H242ZM248 4H247V6H248ZM73 5H74V4H73ZM81 5H82V6H81ZM90 5H91V6H90ZM92 5H93L94 7H92ZM111 5L113 6L112 8H111ZM140 5H141V3H140ZM140 5H138V6H140ZM143 5H142V6H143ZM175 5H176V6H175ZM196 5H197V4H196ZM196 5H195V6L193 5V6H192L193 8H192V7L190 8V9H193V10H194V11H193V10H192V11L190 10L191 13H192V12H193V13L195 12V13L193 14L194 16H193V15L190 13V11L188 10L189 8L187 9V7L184 6V8L187 9V11H186V10H185V11L188 12V13L190 14V17L192 16V17H191V18H192V21H194V19H195V20L197 19V20L200 21V19H202V18H203V19H204V18H208V15H210V13H214V12H216V11H214V10H216V7H212V6H213V5H212L211 7L208 6V10H209V12H210V10L212 9L210 13L207 12V11H208L207 9H205V10L203 11L204 14H203V12H202V13H197L199 10H201L200 7H202V6L199 5V8H200V9L197 10L198 7H197ZM218 5H217V6H218ZM125 6H126V5H125ZM127 6H128V5H127ZM179 6H180V7H179ZM203 6H204V4H203ZM222 6H223V5H221V6L218 8L217 11L219 12L220 10L222 11V10L226 9V14H227V11L229 12V13L226 15V16H227V17H226V20H228V19L230 18L228 15L232 13L231 10H234V11H236V12H237V11H240V13H242V12H241V10H242V11L244 12V10H243L242 7H240L241 9L239 8L240 10H238V8L236 9V7H235V8H232V7H229V8L227 7V8H226L225 5H224V7H225V8H224V7H222ZM254 6H255V5H254ZM55 7H52V8H55ZM67 7H68V8H67ZM119 7H120V6H118V8H119ZM130 7H131V6H130ZM152 7H153V5H152ZM156 7H157V6H156ZM195 7H196V8H195ZM50 8H51V7H50ZM65 8H63V9H65ZM90 8H94V9H96V10L89 11V10H91ZM121 8H123V5H122V7H120V9L117 10V12H114V13L111 12L112 10H110L109 12H111V17H110V13H107L108 11H105V12H106L105 14H106V15H109L108 17H107V16H103V18H102V15H105L104 13H102V15L98 14V15H100V17H99L100 19H98L99 21H98V20H95V19L93 18V21H95V23H96V22L99 23L100 20H101V18H102V23H106V26H107V27H105L104 30H106V28H109V29H108V32H106V33H107L109 36L111 35V33L114 34V35H112V37L110 36L111 38L108 39V40H109V41H113V40H114V43H116L117 45L122 44L121 41H119V40H117V39L115 40V36H116V37L119 36V34H118V36L115 34L116 31L118 32V29H119V28H117V27L115 28V26H114L115 23H114L110 18H112V19L115 18V19H116V17L118 16V14H120V12L122 11ZM142 8H144V9L147 8L146 11L148 12V14H147V13L143 14V13H141V11H140V14H141L142 18H143V19H146V18H147L146 21H149L147 24H145V28H146V29H147V25H148V24H149V25L152 24V23H150V19H152V20L154 19V18H153V17H154V13H155V14H156V13H157V14L159 13L158 10L162 11V14L165 12L166 14L164 13V16H165V15H166V16H167V15H170L169 13L167 14L168 9L165 11V8H163L164 10H162L161 7H160V8L158 7L159 9L157 8V10L153 11V10H150V7H149L147 4H146V7L144 6V7H142ZM148 8H149L150 11H148ZM184 8H183V9H184ZM194 8H195V9H194ZM205 8H206V7H205ZM209 8H211V9H209ZM220 8H221V9H220ZM222 8H224V9H222ZM263 8H264V7H263ZM63 9H62V10H63ZM213 9H214V10H213ZM235 9H236V10H235ZM244 9H245V8H244ZM251 9H252V7H251ZM254 9H255V8H254ZM79 10H80V8H79ZM87 10H88V13H90V16H89V18H88V20H87L88 22L83 21L84 17L86 18V17L89 15V14H88V15L86 16V14H85V13H87ZM119 10H120V11H119ZM246 10H247V9H246ZM53 11H54V9H53ZM70 11H71V10H70ZM83 11H84L85 13H84ZM93 11H94V12H93ZM130 11L132 12V10H130ZM185 11H184V12H185ZM249 11H251V10H249ZM249 11H247V12H249ZM37 12H38V13H37ZM47 12H50V11H47ZM92 12H93V14H92ZM97 12H98V11H97ZM118 12H119V13H118ZM124 12H125V11H124ZM131 12L129 13L130 15H132ZM134 12H136V11H134ZM152 12H153V14H150V13H152ZM205 12H206V13H205ZM222 12H225V11H222ZM252 12H254V11H252ZM36 13L38 14L37 19L39 20V21H38L39 24H37L38 26H36V28H34L35 26L31 23V22H32L31 20H32L34 17H36V15H37ZM51 13H52V12H51ZM70 13H72V11H71ZM112 13H113V15L117 13V15H115V17H114V16L112 17ZM122 13H123V12H122ZM188 13H187V14H188ZM245 13H246V11H245ZM245 13H244V15H247V14H245ZM47 14H48V13H47ZM49 14H50V13H49ZM52 14H53V13H52ZM52 14H51V17H53V18L50 17V19L53 20V19H55V18H54L55 13H54V15H52ZM61 14H62V12H61ZM91 14H92V15H91ZM138 14H139V13H138ZM142 14H143L144 16H143ZM157 14H156V15H157ZM179 14H180V13H179ZM179 14H177V16H178V17H179V16L182 17V14H181V15H179ZM195 14H196V15H195ZM248 14L250 15V12H249ZM67 15H68V17H67ZM130 15H129V16H130ZM149 15H150V16H149ZM206 15H207V16H206ZM216 15H217V13H216ZM218 15H220V16H217V17L215 16L217 19H218L219 17L221 18V17L223 16V14L221 15L220 13H218ZM224 15H225V13H224ZM242 15H243V14H242ZM261 15H263V14H261ZM75 16H76L77 18H76ZM79 16H80V17L82 16V17H81L82 20H81V18H80ZM120 16H121V14H120ZM132 16H133V15H132ZM132 16H131V17H132ZM134 16H135V17H134L133 20H135V21H132V22H133V23L135 22V24H136V21H137V23H138L139 20L136 18V15H135V14H134ZM158 16H162V17H163V15H161V14H159ZM198 16H199L200 18H198ZM204 16H205V17H204ZM230 16H231V15H230ZM234 16H235V15H234ZM236 16H237V15H236ZM238 16H239V15H238ZM238 16H237V17H238ZM247 16H248V15H247ZM78 17H79V18H78ZM90 17H91V18H90ZM95 17H97V15H95ZM105 17H107V18H108L109 20H111L112 22L109 21V20H107V19H104ZM122 17H123V16H122ZM137 17H138V16H137ZM145 17H146V18H145ZM162 17H161V18H162ZM169 17H170V16H167V18H169ZM172 17H173V16H172ZM172 17H171V19L174 18L173 20H174V22L176 21L175 23H174L173 20H171L170 18L167 20V22H169V23L166 22V23L168 24V26L171 25L172 28H169V29H168L167 27H165L166 25H165V26L162 25V28H160L159 30L161 31V29H162V30H166V29H167L166 31H168V33H170L169 36H171V37L173 36L172 38H171V37H170V38H171V39H174V40H173V43H174V46H176V44H177L178 42H177V43L175 42V38H174V37H176V36L178 37L179 35H180L179 37H183V35H186V34H188V33L190 34L189 37H193V36H191V33H190V31H192L191 29H193V28H192V26H190L191 28L188 27V26H189V25H188L189 22L187 23V20H189V19H187L186 17H185V19H184V17H183V20H186V21H184V23L186 22L187 25H188V26H187V25L185 24L186 29H185V26H183V25L181 24V22H178V19H176L175 16H174L173 18H172ZM201 17H202V18H201ZM228 17H229V18H228ZM259 17H261V16H259ZM97 18H98V17H97ZM124 18H125V17H123V19H124ZM156 18H157V16H156ZM216 18H214V19H215L214 21L217 20ZM227 18H228V19H227ZM239 18H240V17H239ZM239 18H238V19H239ZM41 19H42V18H41ZM77 19H78V20H77ZM115 19H114V21H115ZM120 19H121V18L119 17L117 20L120 21ZM143 19H142V20H143ZM148 19H149V20H148ZM157 19L159 20L160 17L157 18ZM163 19H165V17H163ZM224 19H225V18L222 17V19H218V20L221 21L222 23H224V22H223ZM235 19L237 20V18H235ZM35 20H36V19H35ZM48 20H49V19H48ZM89 20H90V21H89ZM105 20H106V21H105ZM142 20L139 21L140 24L138 23V24H139V27H140V26L143 27V25H142L141 22H143L144 20H143V21H142ZM160 20H161V19H160ZM210 20H211V21H210ZM218 20H217V22H218ZM226 20H225V21H226ZM230 20H231V19H230ZM236 20H235V21H236ZM33 21H34V20H33ZM60 21H61V24H62V25L60 24ZM93 21H91V23H92ZM119 21H118V23L116 22L117 25H119V24L129 25L128 22H129L130 24H132L130 21H126L125 23H123L124 21H123L122 19H121V22L123 21L122 23L119 22ZM162 21H163V20H162ZM192 21H190V23H191ZM204 21H209L208 23H209V25H210V24H211L210 22H212L213 19H211V18L208 19V20L205 19ZM237 21H238V20H237ZM239 21H240V20H239ZM29 22H30V24H29ZM38 22H37V23H38ZM110 22H111V25H109ZM177 22H178V24H176ZM217 22H216V25H217ZM232 22H233V20H232ZM34 23H35V22H34ZM40 23H41V24H40ZM57 23H58V24H57ZM81 23H80V25H82ZM93 23H94V22H93ZM98 23H97V26H99V28H100V25H99ZM100 23H101V22H100ZM112 23H113V24H112ZM170 23H174V26H173L172 24H170ZM192 23H193V22H192ZM195 23H197V22H195ZM27 24H29L30 26L33 25L34 27H29V28L26 27V28H24V26H27ZM47 24H48V22H47ZM47 24H45V25L47 26ZM59 24H60V25H59ZM71 24H72V23H71ZM71 24H70V25H71ZM179 24H180V25H179ZM197 24H199V26H201V27L204 25L203 23H200V22L197 23ZM218 24H219V23H218ZM52 25H53L54 27H53ZM72 25H73V24H72ZM72 25H71L70 27H72ZM83 25H82V26H83ZM93 25H94L95 27H97L95 24H93ZM124 25H122V26L125 27V30L129 28L128 31L131 32L130 35H132L133 32L135 31V34H134V35H138L137 38L139 37L140 41H142L141 39H143L144 41H145V39H146V40L149 39V41H151L150 39H152L154 36H155V37L153 38L154 40H152V41H155V42L158 41V40H159V41H164V42H161V43L157 44V46L160 45V44H162L161 46H158V48H157V46H156V50H157L156 52H157V53L162 52V55H163V50H165V49H167V51L170 52L168 48H165V47H168L169 44H170V43H169L170 41H168V40H167V42L165 41L166 39H170V38L167 37V34L164 35L166 32H164V31L161 32L162 39H160L158 36L155 35L156 33L153 35V33H154L153 31L156 32L157 29H155V28L153 27V30H152V28L149 27V25H148V28L151 29L150 32H149L148 30H145L144 27H143V29H142V28H141V29L144 30V32L147 31L149 34H151V36H148V35H149L148 33H145V35H144V34L142 35L141 33H142L143 31L140 30L139 27L137 28V26H134V27H133V26L131 25V28H134V30H133V31H130V26H124ZM178 25H179V26H178ZM190 25H193V24H190ZM205 25H206V23H205ZM212 25H215V24L213 23ZM212 25H211V26H212ZM221 25H222V24H221ZM232 25H233V24H232ZM40 26H41V27H40ZM58 26H60V28H58ZM86 26L88 27V29H86ZM108 26H109V27H108ZM110 26H112V27L114 26V30H115V31H113L112 28L110 29ZM152 26H158V24H156V22H153ZM159 26L161 27V25H159ZM180 26H181L182 28H181ZM194 26H195V25H194ZM196 26H197V25H196ZM199 26H198V27H199ZM256 26H257V25H256ZM39 27H40V28H39ZM56 27H57V28H56ZM70 27H69V25H68L69 30L71 29L70 31H72V28H70ZM101 27H102V26H101ZM120 27H121V26H120ZM123 27H122V29L124 30ZM126 27H127V28H126ZM174 27H175L176 29H175ZM201 27H200V28H201ZM207 27H208V26L206 25V28H207ZM218 27H219V26L217 25V28H218ZM263 27H264V26H263ZM32 28H33V29H32ZM46 28H47V27H46ZM65 28H64V30H65ZM68 28H66V29H68ZM83 28H84V27H83ZM99 28L97 27V28H96V29H97L96 31H100V33L103 34V32H105V31L101 32V30H100L101 28H100V29H99ZM164 28H165V29H164ZM173 28H174V30H172ZM177 28H178V29H177ZM187 28H188V30H189V29H190V30L188 31ZM210 28H213V30H214L215 27L212 26V27H210ZM210 28H209V31L211 32L212 29H210ZM217 28H215V30H216ZM257 28H258V27H257ZM22 29H23V31H24L23 33H21V32H22ZM38 29H39L40 31H39ZM62 29H63V28H62ZM73 29H74V31H75V30L77 31L76 26H74V25H73ZM98 29H99V30H98ZM135 29H136V30H135ZM154 29H155V30H154ZM170 29H171V30H170ZM182 29H183V30H182ZM201 29H204V26H203V28H201ZM207 29H208V28H207ZM259 29H261V28H259ZM42 30H43V34H42V32H41ZM64 30H63V31H64ZM93 30H94V29H92V32H93ZM102 30H103V27H102ZM109 30H112V32H110ZM123 30L121 31V28H120V31H121L120 33H122ZM125 30H124V31H125ZM138 30H139V33L141 32L140 34H139V33H138V34L136 33ZM181 30H182V32H180ZM184 30H185V32L183 33ZM186 30H187L188 32H187ZM194 30H195V29H194ZM218 30H219V29H217L216 31H218ZM61 31H62V30H61ZM74 31H73V34H78V33H79L78 36H81V35H80V32L74 33ZM76 31H75V32H76ZM90 31H91V30H90ZM151 31H152V32H151ZM172 31H173V33H172ZM204 31H205V30H204ZM207 31H208V30H207ZM207 31H206V33H208ZM250 31H251V30H250ZM255 31H256V30H255ZM55 32H56V33H55ZM68 32H69V31H68ZM68 32H67V33H68ZM109 32H110V34H109ZM129 32H128V34H127L128 36H129ZM157 32L160 33L159 31H157ZM174 32H175V33H174ZM176 32H177V33H176ZM186 32H187V33H186ZM196 32H197V31H195L194 33H196ZM210 32H209V33H210ZM19 33H20V34H19ZM27 33L25 32L24 34H27ZM53 33H55V35H54ZM82 33L86 34L84 31H83ZM87 33H88V32H87ZM93 33H94V32H93ZM106 33H105V34H106ZM162 33H164V34L162 35ZM185 33H186V34H185ZM192 33H193V32H192ZM200 33H201V32H200ZM236 33H237V32H236ZM251 33H253V32L251 31ZM251 33H250V34H251ZM256 33H257V32H256ZM256 33H255V34H256ZM259 33H260V32H259ZM16 34H17V35H16ZM24 34H23V35H24ZM35 34H36V33H35ZM62 34H66V36L64 37V35H62ZM95 34L97 35L96 32H95ZM102 34H101V35H102ZM147 34H148V35H147ZM171 34H172V35H171ZM176 34H177V35H176ZM181 34H183V35H181ZM189 34H188V35H189ZM226 34H228V33H226ZM230 34H231V33H230ZM230 34H229V35H230ZM27 35H28V34H27ZM31 35H32V36H31ZM42 35H45V36H42ZM51 35H52L53 37H52ZM59 35H60V38H61V39L58 41V39H59V38H58ZM96 35H94V37H96ZM108 35H106V36H108ZM127 35L124 36L123 33H122V35H120L119 37L123 36L124 38H126V37H128ZM140 35L142 36V38H140V37H141ZM24 36H25V35H24ZM24 36L20 37V41H21V42H18V43H17L18 46H19L18 49H19L21 52H19V50L17 49L18 46L15 47V44H16V43L14 44V47H15L14 49H17V50H18V51L15 52L16 54L14 53V55H17V57H15V59H16V58H17V59H16V60L14 59V60L16 61V62H15L16 65H15V63L12 64V63H13V62H12L13 59H11V57H13V55L10 57V59H7V58L5 57L6 60H8V62H9V60H11L12 63H11V62H9V63H11L12 66L9 64V66L7 67L8 63H7V61L5 60V58H4V60H5L6 62H5V61L2 62L3 64H4V62H5V64L3 65V64L1 63V64H2V67L5 66V67H4V68H5L4 71H5L6 73H7L6 67L9 69V67L11 66L12 69H13L15 66H20L19 68H18V67H15V68H14L16 72L13 71V70H14V69H13L12 71L10 70L11 72H9V70H8V73L11 74V73L13 72L12 75H15V73H20V74L22 73V75H19L21 78L24 77L25 75L27 76L26 71H25V72H24V71H23V72H22V71L18 72L17 70H21L22 67L26 69V67H27L28 70H31V71H32L33 68H36V67H37V64H36V62H32V63H31V64H32V67H33V66H34V67H33L32 69L30 68V67H31V66H30V62H29V65H28V61H30V59L32 60L31 57L34 56L33 58H35V55H37L36 53H39V52H40V51H39V48H40V47L43 48V51L48 50V49L50 50V48H51V47H49V46H47V47H48V48H47L46 45H44V42H43V43H41V41L38 42V41H37V40H38V39H37V35H34V34L32 33V34H30L29 37H27V38H30V36L33 37V38L36 37L35 39H37V40H36L37 42H33V44L36 45V47H37L38 49H37L35 46H34L33 49H31V48L33 47V45H31V47H30V45H29V47H28V45L26 44V43H28V42L26 41L27 38L24 39V38L26 37V36H25V37H24ZM61 36H63L65 39H64L63 37H61ZM97 36H98V35H97ZM106 36H105V37H106ZM109 36H108V37H109ZM143 36H145V37H143ZM165 36H166V37H165ZM219 36H220V35H219ZM258 36H259V35H258ZM23 37H24V38H23ZM99 37H102V36H100V34H99ZM105 37H104V38H105ZM146 37H147V38H146ZM150 37H152V38H150ZM163 37H164V38H163ZM184 37H185V36H184ZM86 38H87L88 40H87ZM89 38L91 39V37H89ZM104 38H103V39H101V38H100V39L97 38V39L100 40L101 44H103V46L100 45L101 48L104 47V41H105ZM121 38H122V37H121ZM131 38H133V37H131ZM135 38H136V36H135ZM137 38H136V39H137ZM155 38H158V39L155 40ZM165 38H166V39H165ZM222 38H223V37H222ZM243 38H244V37H243ZM250 38H251V37H250ZM21 39H23L24 42L26 41V42H25L26 46H24V48H23V46H22L21 49H20V45H21V44H22V45H25V44L22 43L23 40H21ZM31 39H32V38H31ZM47 39H48V40H47ZM53 39H52V41H53ZM63 39H64V40H63ZM68 39H69V40H68ZM78 39H79V38H78ZM81 39H82V38H81ZM139 39H138V40H139ZM163 39H165V40H163ZM194 39H195V38H194ZM28 40H29V39H28ZM62 40L64 41V43H63ZM66 40H67V41H66ZM70 40H71V41L73 40L75 43H78V44H77V45H74V44H73L74 42H73V41L71 42ZM86 40H87V41H86ZM123 40H124V39H123ZM239 40H240V39H239ZM242 40H244V39H242ZM251 40H252V39H251ZM30 41H31V40H29V43H30ZM32 41H34V39H33ZM68 41H70V43H69ZM83 41H86V42H83ZM88 41H89V42H88ZM140 41H139V42H140ZM144 41H142L141 43H144ZM57 42H58V44H57ZM66 42L69 43V44H67V46H68V45L70 46L69 48H66V47H65V45H66L65 43H66ZM79 42H81V40H79ZM94 42H95V41H94ZM120 42H121V43H120ZM123 42H125V41H123ZM131 42H132V41H131ZM147 42H148V40H147ZM196 42H197V41H196ZM244 42H245V41H244ZM247 42H248V41H247ZM19 43H20V44H19ZM39 43H41V45H39V47H38L37 45H38ZM48 43L51 44L50 46L53 45L51 41H49ZM126 43H127V42H126ZM129 43H130V42H129ZM133 43H135V42H133ZM148 43H149V42H148ZM148 43H147V44H148ZM166 43L168 44L167 46L165 45ZM186 43L188 44V41H187ZM189 43H190V46L193 45V44H192L193 41H192V43H191V40H189ZM221 43H222V42H221ZM251 43H252V42H251ZM71 44H73V47H72V48H71ZM90 44H92V42H91ZM90 44H89V45L87 44L88 47L93 46V44H92V45H90ZM95 44H96V43H95ZM248 44H249V43H248ZM256 44H257V43H256ZM256 44H255V45H256ZM48 45H49V44H48ZM87 45H86L85 48H86V50L88 51ZM132 45H135V46L137 47L136 44H132V43H131V45H129V46H132ZM152 45L154 46V45H156V44L153 43ZM164 45H165V47H163ZM257 45H258V44H257ZM7 46H10L11 48L8 49ZM42 46H45V48H47V49H45V48L42 47ZM63 46H64L65 48H64ZM96 46H98V45H95V47H96ZM100 46H99V48H100ZM111 46H112V45H111ZM125 46H127V44H126ZM135 46L132 47V48H134V49H138V48H136ZM142 46L144 47V45H142ZM148 46H149V48L146 46L148 50H149L150 48H152L151 45H148ZM150 46H151V47H150ZM190 46H189V48H190ZM214 46H215V45H214ZM52 47H53V46H52ZM105 47H106V45H105ZM105 47H104V48H105ZM113 47H114V44H113ZM113 47H112V48H113ZM138 47H139V45H138ZM161 47H163L164 49L162 50ZM169 47H171V46H169ZM177 47H178V45H177L176 47H174L175 50H176L175 53H176V52L179 53V52L181 51V52H180V53H181L180 55H182L181 58H184V59H185V57H186L185 54L187 53V55H188L190 49H189V51L187 52L183 46H180L181 49H180V47H179V48H177ZM262 47H263V46H262ZM41 48H40V49H41ZM54 48H56V47L54 46ZM91 48H92V47H91ZM129 48H131V47H129ZM183 48H184V50H183V54H182V49H183ZM238 48H239V47H238ZM254 48H255V47H254ZM35 49H37L39 52H38L37 50H35ZM97 49H98V48L96 47V50H97ZM119 49H120V48H119ZM126 49H128V47H127ZM126 49H125V50H126ZM160 49H161L162 51H161ZM179 49H180V50H179ZM187 49H188V48H187ZM194 49H196V46H195ZM197 49L199 50V47H198ZM197 49H196V50H197ZM236 49H237V48H236ZM256 49H257V48H256ZM49 50H48L49 53L47 54V56H46V52H43V53H45V56H46V57H44V54L41 56V54H42V53H41V54L38 56V58H36V59H38V61L40 60L38 64H39V67H40L41 69H39V71H41V70L45 71V69H46L45 72H43V71H41V72H42V73H47V74L49 75V73L51 74V72H53V71H54V68H55L54 74L52 73L54 76L51 74V75H49L50 77H48L47 74H46V76L44 77L45 79H42V78H41L42 73H41V72L38 73V72L35 71V73H38V75L41 74V75H40V80L42 79V83H41V81L38 80L39 82H37L36 84H39L40 86H39V85H38V87L34 86V88H33V94H32V95H31V94L29 93V91H28V93L30 94V97L32 96V99H33V101H35V104H36L37 106H36V107L33 106L34 108L31 109V108H30V105H32V104H30V105L28 106L29 103L25 101V98H24L23 100H22V97H20V98L17 99V100H19V101L22 100L21 102H23V104L26 105V106L23 105V106H24V109L27 108V109H28V113H30V114H28V113L26 112L27 110L25 111V110H23V109H20V110L22 111V114L19 112L20 110H18V109H16V111H15V109L12 111V110L10 109V107L8 108V107H7V104H5L7 101H6V102H2V104H4V105L1 104L3 107L5 106L6 108L10 109L11 112L14 113L13 115H16L17 112L20 113L19 115H22V116H19V115L17 114V116H15V117H18V118L20 117L19 119H20L21 121H23V118H24V117H25V119H27V120H28V118H32V119H33V121H31L32 119H29V122H30V123H29V122L26 123V124H27V127L25 126L24 123H21L22 125L25 126V127L23 126V127L20 129L21 131H19V129H18L19 127H21L20 122L17 121L18 118L16 119V118L13 116V117H14V118H13V121L15 120V122H14L15 124H13V121H12V124H13L14 127H12V124H11L10 121H7L6 119H4V120L7 122V124H6L7 126H5V127H8V129H9V126H8V122H9V124H10V128H11V130H10V129H9V130H10V131L16 130L17 133H20V135H18V134L16 135V133H14V135L12 134L14 137H11V134H9L10 139L12 140L11 142H13V141H14V142H15V141L17 142L18 140L21 142V141H23V139H24V143H26L25 141L29 142V143H27V144H28V145L30 144L29 146H31V149H32V150H33V147H34V146L37 147L38 143H36V140H33V141L30 140V139H31V138H30L31 135L28 136V133H30V134L33 133V134H34V133L36 132V130L39 131L40 128L37 129L36 127H37L39 124H40V126H38V127H41V125H42L41 123H44V121H43L44 119H43V117H41L40 112H41V111H44V110H50V108H51V107L48 105V102H49V101L46 102L47 100L40 99V102L43 103L44 105H46V108H47V109H46V108H43V109L39 110V109H40V106H39V103L37 104V102H36L37 99L35 100V98H36V97H37V98H38V97H42V96L45 97L48 93H49L51 96L55 97V96H56L55 93H56L57 91H56V89H55V87H54L53 85H56L57 83H55V82H57V80L59 79V77L57 78L56 75H60V76H61V74L63 73L62 71H68L69 74H70V73H74V75H77V76L80 77V75H78V74L83 75L85 72H87V71H91V68H92V71H94L93 67H95V66H89V65H88L89 68L87 67L86 70L84 69L85 65H87L86 62H85L87 59H86V60L84 59L83 65H84V64H85V65H84V66L81 65L82 63H81V61L79 60V54H80L82 51H81L80 53H75V54H78V55H76V57H75L77 60H74V61H76V62L79 61L80 63H79V62H77V63H79V65L82 66V67L80 66V69H82V70L79 69L80 71H78V67H79V65H77V63L74 62V61L72 60V58H71L70 61H69V60L67 59V57H66V59L68 60V61H67V60L65 59V60H66V63H64L65 60H64V61H63V60L58 61L59 58L56 59L58 62L55 61V59H53V60H54V61H53V60L50 59V58L52 57V52H53V50H52V48H51V50H52V51H51V54H50V51H49ZM55 50H57V49H55ZM58 50H57V53H58ZM79 50H78L77 52H79ZM90 50H91V49H90ZM90 50H89V51H90ZM109 50H111V49L109 48ZM115 50H116V49H115ZM122 50H123V49H122ZM122 50H121V51H122ZM150 50H152V49H150ZM159 50H160V51H159ZM171 50H172V49H171ZM177 50H178V51H177ZM250 50H251V49H250ZM14 51H15V50H14ZM63 51H64V52H63ZM73 51H74V50H72V52L70 51V52L72 53V55L70 54V52H67L66 55L68 54L67 56H69V55H70V56H75V54H73ZM99 51H100V52H101V51L104 52V51H106V48H105V50H103V49H101V50L99 49V50H97V51H95V50L93 51V50H92V52H94V56H97V54H98ZM165 51H166V50H165ZM165 51H164V53H165ZM184 51H186V53H184ZM193 51H194V50H193ZM222 51H223V50H222ZM256 51H257V50H256ZM260 51H261V50H260ZM263 51H264V50H263ZM2 52H3L5 55H2ZM41 52H42V51H41ZM74 52H76V51H74ZM92 52H91V51L89 52V56H90V53L92 54ZM95 52H97V53H95ZM100 52H99V53H100ZM103 52H102V53H103ZM109 52H110V51H107L108 55H109ZM115 52H116V51H115ZM115 52H111V53H112V54H111V57H112V55H113ZM118 52H119V51H117V53H118ZM123 52H124V51H123ZM125 52H126V51H125ZM135 52L137 53V51H135ZM154 52H155V51H154ZM156 52H155V53H156ZM168 52H167V53H168ZM190 52H191V51H190ZM216 52H217V51H216ZM10 53H9V56L11 55ZM18 53H19V54H18ZM130 53H131V52H130ZM133 53H134V52H133ZM141 53H142V52H141ZM144 53L146 54V52H144ZM178 53H176V54L178 55ZM194 53H195V52H194ZM197 53H198V52H197ZM197 53H196V54H197ZM255 53H256V52H255ZM54 54H56V53L53 52V55H54ZM103 54H105V53H103ZM103 54H102V55H103ZM138 54H140L139 51H138ZM138 54H137V56H138ZM150 54H151V52H150ZM1 55H2V56H1ZM48 55H49V56H48ZM57 55H58V54H56V58H57ZM84 55H88V53H86V51H85V54H84ZM100 55H101V53H100ZM100 55L98 54V56H100ZM102 55H101L100 57L97 56V58L94 57V59H98V58H100L101 61H102V60H104V57H105V56H102ZM105 55H107V54H105ZM115 55L118 56V54H116V53H115ZM135 55H136V54H135ZM147 55H148V54H147ZM162 55H161V56H162ZM180 55H179V57H178L179 60H177L178 63H180V62H179V61H180ZM183 55H184V56H183ZM40 56H41V58H40ZM80 56H81V60H83V57H84V56H83V57H82V55H80ZM92 56H93V54H92ZM92 56H91V59H93ZM133 56H134V55L132 54L131 57H133ZM140 56H142V55L140 54ZM168 56H169V55H168ZM188 56H189V55H188ZM188 56H187V57H188ZM198 56H199V55H198ZM254 56H255V55H254ZM42 57H43V59H46V58H48V57H49V58H48L46 61H44V60L42 59ZM77 57H78V58H77ZM108 57H109V56H108ZM108 57H106V58H108ZM111 57H110V58H111ZM126 57H127V56H126ZM143 57H144V58H143ZM143 57H142L143 59H141V61H142L143 63L140 62V63H142V64H139V65L137 64V66L140 67V68H139L140 73H142V70H143L144 72H148V73H149V71H148L149 69H148L147 71H145V70L143 69V68L146 69V67H149V65L146 64V65H147V66H146L144 63H145V60L148 61V63H149V62L152 63V61H151V60L149 61V60L146 58L145 55H144ZM147 57H148V56H147ZM156 57H157V56H156ZM164 57H165V56H162L161 59L164 58ZM176 57H177V56H176ZM1 58H0V62H1V60L3 59V58H2V59H1ZM39 58H40V59H39ZM52 58H55V56L52 57ZM68 58H70V57H68ZM75 58H74V59H75ZM86 58H87V57H86ZM134 58H135V57H134ZM134 58H132V59H133V60H137V59H138V58H137V59H134ZM149 58H152V56H150ZM166 58H167V55H166ZM166 58H165V60H166ZM168 58H170V57H168ZM190 58H191V57H190ZM192 58H193V57H192ZM259 58H260V57H259ZM41 59H42V61H44V62L46 63V65H45L44 63H42ZM88 59H90V58L88 57ZM91 59L88 60V61L91 62ZM94 59H93V60H94ZM115 59H116V58H115ZM115 59H114V60H115ZM187 59H189V57L185 59L186 61L183 60V59H182V60H183V62L185 61L184 63H186V62H187ZM213 59H215V58H213ZM226 59H227V58H226ZM33 60H34V59H33ZM49 60L55 62L56 65H57V63H58V64H62V62H63L64 64L67 65V62H68V64H69V63H71V62L73 61V62H74L73 64L76 65V66H73L74 68H72L71 65H70L71 69H70V67H69V68H67V67H60L61 70L58 68V69L60 70V73L58 74V71H57L56 68L59 67L60 65H59V66L57 65V67H56L55 64H54L53 62L49 61ZM93 60H92V62L95 63L96 61H95V60L93 61ZM109 60H111V59H109ZM109 60H108V61H109ZM112 60H113V59H112ZM117 60H118V59H116V61H117ZM126 60H127V58H126ZM138 60H139V59H138ZM138 60H137V61H138ZM143 60H144V61H143ZM153 60H154V59H153ZM172 60L174 61V60H176V59H172ZM182 60H181V61H182ZM191 60H192V59H191ZM210 60H211V59H209L208 61H210ZM36 61H37V60H36ZM48 61H49V63H48ZM61 61H62V62H61ZM188 61H189V60H188ZM250 61H251V60H250ZM40 62H41V63H40ZM56 62H57V63H56ZM59 62H61V63H59ZM134 62H135V61H134ZM164 62H165V61H164ZM167 62H169V59H168ZM193 62H196V61H193ZM211 62H212V60H211ZM211 62H209V64H210ZM230 62H231V61H230ZM6 63H7V65H6ZM33 63H34V64H33ZM94 63H93V64H94ZM96 63H97V62H96ZM116 63H118V62H116ZM135 63H136V62H135ZM146 63H147V62H146ZM154 63H156V61H153V65H154ZM171 63H172V62H171ZM184 63H183V64H184ZM187 63H188V62H187ZM189 63H190V62H189ZM222 63H223V62H222ZM1 64H0V68H1ZM25 64H27V65L25 66ZM40 64H42V65L44 64V65H43V66L41 65V66H42V67H41ZM50 64H53L54 67H53V66H52L53 68L50 67V66H51ZM71 64H72V63H71ZM88 64H90V63H88ZM93 64H92V65H93ZM143 64H144L146 67H144V66L141 67V66H140V65H143ZM165 64L167 65V63H165ZM183 64H182V65H183ZM14 65H15V66H14ZM35 65H36V66H35ZM95 65H96V64H95ZM97 65H98V63H97ZM118 65H119V64H118ZM118 65H117V66H118ZM122 65H123V64H122ZM125 65H129V64H125ZM166 65H165V67H166ZM199 65H200V64H199ZM227 65H228V64H227ZM258 65H259V64H258ZM29 66H30V67H29ZM46 66L49 67V68H52V69H50L51 72L48 71V70H49L48 68H45ZM61 66H62V65H61ZM101 66H102V67H105V69H106L107 67H110L109 65L107 66V65H105V64H104V65L102 64V65L98 66V67H100V68L98 69V70H99L98 73L104 71V70L101 68ZM117 66H116V67H117ZM119 66H120V65H119ZM154 66H155V65H154ZM200 66H201V65H200ZM11 67H10V69H11ZM28 67H29V68H28ZM76 67H77V68H76ZM111 67H113V66H111ZM125 67L128 68V66H125ZM197 67H198V66H197ZM206 67H207V66H206ZM206 67H205V68H206ZM16 68H17V69H16ZM75 68H76V72L74 71ZM118 68H122V67H118ZM203 68H204V67H203ZM1 69H2V70H1ZM1 69H0V70H1L0 73L4 74L5 72L3 71V68H1ZM27 69H26V70H27ZM73 69H74V70H73ZM96 69H97V68H96ZM100 69H101V70H100ZM113 69H114V70H113ZM113 69H112V70H113L114 72L117 70V69L115 68V66H114ZM128 69H129V70L127 71V70H125V68H124L123 70H125V71H123L122 74H121L120 72H119V73H120V74H119L118 71H116L119 75H118L117 73H114L112 70H110V73L112 72V73H111V77H110V73H107V74H109V75H106V76L108 77V79L111 78L112 81H113V77H114V75H115L116 77L114 78V82H112L113 84L111 83V79H110V80H109L110 82L107 81L108 83H106L105 85H106L108 88H111V87L108 86V84H111V86L114 88L115 86L118 85V84H117L118 81H119V82H120L121 80L123 81V82L121 81V83H120L119 85H121L122 83H124V84L127 83L128 80L130 81L129 78L132 77L131 75L134 74V75L136 76L137 74H135L136 71H133V72H132V70H133L134 68H131L130 65H129V68H128ZM162 69H163V68H162ZM215 69H216V68H215ZM22 70H23V69H22ZM35 70H36V69H35ZM69 70H70V71H69ZM83 70H84L85 72H84ZM98 70H97V71H98ZM121 70H122V69H121ZM204 70H206V69H204ZM204 70H202L201 67H200V70H199V71H204ZM37 71H38V68H37ZM56 71H57V72H56ZM73 71H74V72H73ZM119 71H120V70H119ZM129 71H131V72H129ZM172 71H173V70H172ZM188 71H189V70H188ZM3 72H4V73H3ZM32 72L34 73V71H32ZM32 72L29 71L28 73H29V74H30V73L33 74ZM48 72H49V73H48ZM61 72H62V73H61ZM77 72H78V73H77ZM125 72H129V73L127 74V73H125ZM144 72H143V73H144ZM151 72H152V71H150V73H151ZM157 72H158V71H157ZM163 72H164V71H163ZM181 72H182V71H181ZM181 72H180V73L178 72L177 74H181ZM6 73L4 74L5 77L8 76V74H7V76H6ZM55 73H57V74H55ZM87 73H88V72H87ZM93 73H94V72H92L91 74L93 75ZM96 73H97V72H96ZM150 73H149L148 77H150ZM172 73H173V72H172ZM192 73H193V72H192ZM196 73H197V72H196ZM196 73H195V75H196ZM206 73H207V72H206ZM262 73H263V72H262ZM2 74H1L0 77H4V75L2 76ZM29 74H28V77H29V79H30V75H31V74H30V75H29ZM112 74H113V75H112ZM123 74H124V75H123ZM125 74H126V75H125ZM153 74H156V73H153ZM157 74H159V73H157ZM168 74H169V73H168ZM200 74H201V73H200ZM200 74H199V75H200ZM23 75H24V76H23ZM34 75H35V74H34ZM34 75H33V76H34ZM36 75H37V74H36ZM36 75H35V76H36ZM43 75H44V74H43ZM64 75H65V76H68V75H67V72H66V74H65V72H64ZM87 75H88V74H87ZM94 75H95V74H94ZM94 75H93V76H94ZM117 75H118V76H117ZM143 75H144V74H143ZM146 75H147V74H146ZM185 75H186V73H185ZM202 75H203V74H202ZM202 75H201V76H202ZM217 75H218V74H217ZM10 76H11V75H10ZM19 76H17L18 78H17V77H16V78L19 79V78H20ZM33 76L31 75L32 78H33ZM35 76H34L33 79H35ZM51 76H52V77H51ZM77 76H76V77H77ZM83 76H84V75H83ZM98 76H99V75H97V76L94 77L93 79H95V78L98 79ZM102 76H103V75H102ZM129 76H130V77H129ZM135 76L132 77L131 79H133V78H135V79H141L142 74H140V78H139V77L137 78V77H135ZM180 76H181V75H180ZM192 76H193V75H192ZM192 76H191V77H192ZM201 76H200V77H201ZM205 76H208V74L205 75ZM213 76H214V75H213ZM215 76H216V75H215ZM215 76H214V77H215ZM239 76H240V75H239ZM28 77H25V78L27 79ZM36 77H38V76H36ZM42 77H43V76H42ZM47 77H48L47 81H49V78H50L51 81L47 82V81H46V78H47ZM61 77L65 79V77L63 76V74H62ZM86 77H87V76H86ZM125 77H128V78H125ZM152 77L154 78L155 76H152V75H151V78H152ZM161 77H162V76H161ZM169 77H170V76H169ZM178 77H179V76H178ZM189 77H190V76H189ZM221 77H222V76H221ZM11 78H12V77H11ZM13 78L15 79V76H13ZM21 78H20V79H21ZM25 78H23V79H24V82H26V81L28 82V81H29L28 83H30V84L33 83L32 85H34V83H35L34 81L37 80V78H36L34 81H33V79H32L33 82H30L31 80H29V79L25 80ZM53 78H54L56 81H53V80H54ZM74 78H75V77H74ZM87 78L90 79L91 77H87ZM122 78H123L124 80H123ZM151 78H149V79H151ZM167 78H168V77H167ZM179 78H180V77H179ZM186 78H188V77L186 76ZM193 78H194V77H193ZM196 78H197V77H196ZM196 78H195V79H196ZM203 78H204V77H203ZM206 78H207V77H206ZM209 78H210V76H209ZM209 78H208V80H209ZM211 78H212V77H211ZM1 79H2V78H1ZM1 79H0V80H1ZM6 79H7V78H6ZM38 79H39V78H38ZM89 79H88V80H89ZM116 79H117L118 81H116V83H115V80H116ZM120 79H121V80H120ZM125 79H126L127 81H126ZM174 79H175V77H174ZM184 79H185V78H184ZM189 79H190V78H189ZM198 79H199V78H198ZM2 80H3V79H2ZM12 80H13V79H12ZM44 80H45V81H44ZM79 80H80V79H79ZM142 80H143V79H142ZM153 80H154V79H153ZM153 80H152V81H153ZM156 80H158V79L156 78ZM160 80H161V79H160ZM163 80H164V77H163ZM167 80H168V79H167ZM186 80H187V79H186ZM208 80H207V82H208ZM4 81H5V82H4ZM6 81H7V80H3L2 84H3V83H6ZM22 81H23V80H22ZM101 81H102V80H101V78H100V82H101ZM129 81H128V82H129ZM133 81H134V80H133ZM146 81H147V83H148V78H147V80H146V78H145V80L142 81V82H141V80H140V81L137 80V81H135V82H139V83L141 82V84H142V85L144 84V86H145V85H146V84H145ZM174 81H175V80H174ZM180 81H181V79H180ZM196 81H197V80H196ZM12 82H13V81H12ZM14 82H15V80H14ZM27 82H26V83H27ZM43 82H45L46 84H43ZM59 82H61V81H59ZM92 82H93V80H92ZM100 82H96V81H94V83L92 84V86L99 88L100 85H102L103 83H105V82H103V83L100 84ZM135 82H131V83H135ZM154 82H155V81H154ZM156 82H157V81H156ZM161 82H162V81H161ZM183 82H184V80H183ZM183 82H182V83H183ZM189 82H190V81H189ZM207 82H206V83H207ZM7 83H8V82H7ZM7 83L4 84V85H2V86L7 85V86H6V90H3L4 87H1V86H0V90H1V93H0V94H1V95H2V94H4V95L7 94L8 96H10V97H7V98H9L8 101L10 100L9 103H10V102H11L12 104H13V103H16V101H12V99H14V97H15V99H16L17 96L19 97V94L22 93V92H25V90L27 89V87H25V88H24V87H21V88H20L19 85L14 84V88H13L12 86H9V83H8V84H7ZM26 83H23V85H25ZM40 83H41V84H40ZM51 83H52V84H51ZM96 83H97V84H96ZM131 83H130V84H131ZM139 83H138V84H139ZM171 83H172V82H171ZM180 83H181V82H180ZM198 83H199V82H198ZM204 83H205V82H204ZM206 83H205V84H206ZM208 83H209V82H208ZM217 83H218V82H217ZM49 84H50V85H49ZM69 84H70V83H69ZM76 84H78V83H76ZM95 84H96V86H95ZM138 84H135V86H134L133 84H131V85H129V86L131 87V86L133 85V91H134V89H136V85H137V88L139 89ZM173 84H174V83H173ZM15 85L17 86V89H18V91H17V95H12V93H13V94H14V93L16 94V92H15L16 90H14V92L10 93V92L13 91V90H11V89H9V88L15 89V88H16ZM41 85H42V87L44 86V89H47V91H48L47 93H46V91L44 92V90L41 91V90L43 89V88H41ZM45 85H46V88H45ZM48 85H49V86H48ZM63 85H65V84H63ZM122 85H123V84H122ZM150 85H151V84H150ZM191 85H192V84H191ZM198 85H199V84H198ZM203 85H204V84H203ZM203 85H202V86H203ZM215 85H216V84H215ZM51 86H52V87H51ZM65 86H66V85H65ZM77 86H79V85H76L75 88H77ZM83 86H84V84H83ZM83 86H82L81 88H80V87H79V88H80L81 90H84V87H85V88H86V86H89V87H90L91 85L89 84V85H85L84 87H83ZM92 86H91L90 88L87 87V88L84 90L85 93H81V92H82V91H81V92H80V93H81L80 95L76 94V93H78V90L80 91V89H78V90L76 91V89H75L74 86H73V88L70 89V90H73V89L75 90V91L73 90L72 93L76 92L75 94H76V96L78 95L77 98H78L79 100H77L78 103H77V102H74V103H75V104H74V103H73V100L71 99L72 97L70 96V95H72V94L69 92L70 94H69V93H68V94H69V96H70V99L72 100V101L70 100V102H71V103H69L70 106L73 105V104H74V105L82 104L83 101H84L83 103H85V102H88V100H89V101L94 100V97L91 98L90 95H89L90 92L87 91V90H89V91H92V92H94V93H95L96 91H98L97 88H96V89H97V90H96V89L93 88ZM106 86H105V87H106ZM155 86H156V85H155ZM160 86H161V85H160ZM170 86H171V84H170ZM170 86H169V87H170ZM172 86H173V85H172ZM174 86L176 87L177 85H174ZM178 86H179V85H178ZM178 86H177V87H178ZM185 86H186V85H185ZM188 86H189V85H188ZM204 86H206V85H204ZM208 86H209V85H208ZM8 87H9V88H8ZM18 87H19L20 89H19ZM30 87H32V86L30 85ZM117 87H118V86H117ZM122 87H123V86H121V89L118 87V88L120 89L119 91L122 90ZM130 87H129L128 89H126L127 93H128V91H129ZM147 87H148V86H147ZM167 87H168V86H167ZM182 87H183V86H182ZM182 87H181V89H182ZM186 87H187V86H186ZM194 87H195V86H194ZM197 87H198V86H197ZM1 88H2V89H1ZM22 88H23V91H22ZM40 88H41V89H40ZM53 88H54V89H53ZM61 88H62V87H61ZM82 88H83V89H82ZM91 88H92V89H91ZM103 88H104V87H103ZM126 88H127V87H126ZM163 88H164V87H163ZM199 88L201 89V87H199ZM206 88H207V87H206ZM7 89H8V90H7ZM37 89H38L40 92H42V95L39 96V95H36V94H35ZM50 89H52V90H50ZM63 89H64V88H63ZM94 89H95V91H93ZM100 89L102 90V87H101ZM115 89H117V88L115 87ZM123 89H124V87H123ZM146 89H147V88H146ZM158 89H159V88H158ZM160 89H161V88H160ZM167 89H169V88H167ZM167 89H166V91H167ZM173 89H174V87H173ZM175 89H176V88H175ZM190 89H191V88H190ZM194 89H196V87H195ZM200 89H199V90H200ZM203 89H204V88H203ZM10 90H11V91H10ZM27 90H28V89H27ZM101 90L98 92V94L101 92ZM111 90H112V89H111ZM111 90L109 91V94L112 93L111 95L114 96V93H113V91L111 92ZM130 90H131V89H130ZM178 90H179V89H178ZM186 90H187V89H186ZM196 90H197V89H196ZM5 91H7L8 93L5 92ZM9 91H10V92H9ZM116 91H117V90H115V92H116ZM126 91H125V92H126ZM133 91H132V92H133ZM143 91H144V90H143ZM157 91H158V90H157ZM169 91H171L172 94L169 95V92L167 91V92H166V93H167V96H168V95H169V96H168L167 98H165V99H168V98H169V100H171V101H169V103H170V102L172 103V100H173L174 98L176 99V97H174V98H170L171 95H172V97H173V95H174L175 93H173V91L171 90V88L169 89ZM175 91L177 92V90H175ZM189 91H190V90H188V91H186V92L188 93ZM193 91H195V90H193ZM18 92H19V93H18ZM43 92H44V93H43ZM86 92H87V93H86ZM92 92H91V93H92ZM110 92H111V93H110ZM132 92H130L129 95H131ZM138 92H139V91H138ZM163 92H164V91H162V93H163ZM171 92H170V93H171ZM181 92H182V91H181ZM184 92H185V91H184ZM204 92H205V91H204ZM211 92H212V91H211ZM28 93H27V95H29ZM52 93H53V94H52ZM116 93H117V92H116ZM123 93H124V92L120 93V94H122V96H121L120 94L118 95V101H121L123 98L125 99V97H123ZM166 93H164L163 95H165ZM192 93H193V92H192ZM197 93H198V92H197ZM45 94H46V95H45ZM58 94H59V93H58ZM62 94H63V93H62ZM62 94H61V95H62ZM105 94H106V93H105ZM157 94H158V93H157ZM185 94H186V93H185ZM200 94H201V93H200ZM202 94H203V93H202ZM27 95H26V97H27ZM65 95H67V94H65ZM82 95H85L86 97H85V96L83 97ZM87 95H88L90 98L87 97ZM95 95H96V93H95ZM115 95H116V94H115ZM129 95H127V96H129ZM133 95H134V94H133ZM161 95H162V94H161ZM177 95H178V94H177ZM183 95H184V94H183ZM190 95H191V94H190ZM35 96H36V97H35ZM57 96H58V95H57ZM74 96H75V95H74ZM79 96H80V98H79ZM91 96H92V95H91ZM107 96H108V95H107ZM107 96H105V98H107ZM113 96H112V97H113ZM175 96H176V94H175ZM201 96H205V94H204V95H201ZM47 97H48V95H47L45 98H47ZM58 97H59V99H60V95H59ZM61 97H62V96H61ZM65 97H66V96H65ZM81 97L84 98V99H82ZM98 97H99V96L97 95V98H98ZM101 97H102V96H100L99 99H101ZM108 97H110V96H108ZM116 97H117V96H116ZM116 97H115V98H116ZM119 97L121 98V100H119V99H120ZM122 97H123V98H122ZM129 97H130V96H129ZM129 97H128V99H129ZM131 97H133V96H131ZM134 97L136 98L135 95H134ZM159 97H161V96L159 95ZM162 97H163V96H162ZM181 97H182V96H181ZM193 97H194V96H193ZM196 97H198V95H197ZM209 97H210V96H209ZM211 97H212V95H211ZM55 98H56V97H55ZM55 98H54V101H53V98L50 97V101H51V103H52V104L50 103L51 105H53L54 103H55L54 105H57V104H58V101H59V100L56 99V101H55ZM113 98H114V97H113ZM163 98H164V97H163ZM178 98H180V96H179ZM182 98H184V96H183ZM182 98H181V99H182ZM185 98H186V97H185ZM204 98H206V97H203V99H204ZM213 98H214V96H213ZM15 99H14V100H15ZM66 99H67V98H66ZM81 99H82L83 101H82ZM90 99H91V100H90ZM99 99H97V101H99ZM107 99H108V98H107ZM130 99H131V98H130ZM130 99H129V100H130ZM160 99H161V98H160ZM181 99H180V102H181ZM191 99L194 100V98H191ZM191 99L188 98L187 101H188V100H191ZM210 99H211V98H209L208 101H209ZM29 100H30V99H29ZM64 100H65V98H64ZM86 100H87V101H86ZM104 100H105V99H104ZM126 100H127V97H126ZM126 100H124V101H126ZM197 100H198V99H197ZM204 100H205V99H204ZM211 100H213V99H211ZM2 101H4V100H2ZM37 101H38V100H37ZM42 101H43V102H42ZM66 101H68V100H66ZM75 101H76V100H75ZM81 101H82V102H81ZM100 101H102V103L107 102V101H103V100H100ZM113 101H114V100H113ZM116 101H117V100H116ZM118 101H117V102H118ZM130 101H131V100H130ZM134 101H135V100H134ZM167 101H168V100H167ZM167 101H166V102H167ZM187 101H186V102H187ZM198 101H199V100H198ZM201 101H202V99H201ZM208 101H207V102H208ZM213 101H215V100H213ZM233 101H234V100H233ZM56 102H57V104H56ZM60 102H61V101H60ZM94 102H95V104H96V101H95V100H94ZM109 102H110V101H109ZM117 102H116V103H117ZM122 102H123V100H122L121 102H119V103H122ZM153 102H154V101H153ZM161 102H162V101H161ZM177 102L179 103V100H178ZM183 102H184V101H183ZM186 102H185V103H186ZM195 102H196V100H195ZM207 102H205V103H207ZM7 103H8V102H7ZM18 103H19V102H18ZM25 103H26V104H25ZM27 103H28V104H27ZM45 103H46V104H45ZM67 103H68V102H67ZM76 103H77V104H76ZM88 103H89V102H88ZM97 103H98V102H97ZM124 103H125V102H124ZM173 103H174V102H173ZM175 103H176V100H175ZM185 103H184V104H185ZM187 103H188V102H187ZM196 103H197V102H196ZM196 103H195V104H196ZM205 103L203 102L202 104H204V106H205ZM85 104H86V103H85ZM90 104H91V102H90ZM95 104H94V106H95ZM105 104H107V103H105ZM128 104H129V103H128ZM140 104H141V103H140ZM152 104H153V103H152ZM162 104L164 105L165 103L162 102ZM162 104H161V105H162ZM166 104L169 105L168 102H167ZM181 104H182V103H180V105H181ZM195 104H194V106H195ZM200 104H201V103H200ZM210 104H211V103H210ZM66 105H67V104H66ZM74 105H73V106H74ZM122 105H123V104H122ZM131 105H132V104H131ZM143 105H144V104H143ZM186 105H189V106H190V105H192V104H191V102H190V104H185V106H186ZM196 105H198V104H196ZM213 105H214V104H213ZM2 106H1V108H2ZM17 106L20 107V103H19ZM47 106H48V107H47ZM112 106H113V105H112ZM120 106H121V105H120ZM152 106H153V105H152ZM171 106H172V104H171ZM173 106H174V105H173ZM176 106H177V105H176ZM185 106H184V107H185ZM198 106H199V105H198ZM200 106H201V105H200ZM209 106H211V105H209ZM15 107H16V106H15ZM28 107L31 109V112H33L35 108L38 109L39 112L35 109L34 112L37 111L38 113H37V115H36L35 113H34L35 115H33V113H31V112L29 111L30 109H29ZM95 107H96V106H95ZM100 107H101V106H100ZM106 107H107V105H106ZM149 107H150V106H149ZM157 107H158V106H157ZM157 107H156V108H157ZM159 107H160V105H159ZM161 107H162V106H161ZM165 107H166V106H165ZM169 107H170V106H169ZM177 107H179V104H178ZM177 107H176V108H177ZM207 107H208V106H207ZM207 107H206V109H207ZM1 108H0V109H1ZM13 108H14V107H13ZM52 108H53V106H52ZM55 108H56V106H55ZM67 108H69V107H67ZM70 108H71V107H70ZM153 108H154V107H153ZM176 108H175V109L173 108V110H176ZM179 108H180V107H179ZM188 108H189V107H188ZM190 108L193 109V110H195V108H197V106L194 107V108H192V107H190ZM198 108H199V107H198ZM198 108H197V110H198ZM202 108H203V107H202ZM202 108H201V109H202ZM236 108H237V107H236ZM239 108H240V107H239ZM2 109H3V108H2ZM57 109H58V108H57ZM97 109H98V107H97ZM166 109H167V107H166ZM168 109H169V108H168ZM170 109H171V108H170ZM181 109H182V107H181ZM185 109H186V108H185ZM185 109H183V110H185ZM209 109H211V107H209V108L207 109V111H209ZM60 110H61V109H60ZM60 110L58 109V111H60ZM73 110H74V109H73ZM138 110H139V109H138ZM156 110H158V108H157ZM24 111H25V112H24ZM56 111H57V110H56ZM67 111H68V110H67ZM69 111H70V110H69ZM136 111H137V110H136ZM153 111H155V110L153 109ZM186 111H187V109H186ZM203 111L205 112L206 110L203 109ZM4 112H5V111H4ZM23 112H24V113H23ZM63 112H64V111H62V113H63ZM76 112H78V111H76ZM102 112H103V111H102ZM149 112H150V110H149ZM166 112H168V111L165 110V112H164L165 115H164L163 112L160 111V113H159L158 115L163 114L164 116H162V117H165V116H166ZM169 112H170V111H169ZM176 112H177V111H176ZM188 112H189V111H188ZM188 112H187V113H188ZM194 112H195V111H194ZM196 112H197V111H196ZM26 113H27V115L30 116V117L26 116ZM41 113H42V112H41ZM49 113H50V112H49ZM53 113H54V112H53ZM53 113H52V114H53ZM57 113H58V112H57ZM59 113H60V112H59ZM66 113H69V112H66ZM66 113H65V114H66ZM71 113H72V112H71ZM71 113H70V114H71ZM137 113H139V112H137ZM140 113H141V112H140ZM151 113H152V112H151ZM155 113H157V112H155ZM155 113H154V114H155ZM190 113H192V112L190 111ZM197 113H198V112H197ZM243 113H244V112H243ZM0 114H1V113H0ZM23 114H24V115H23ZM38 114L40 115V118H38V119H41V120H39V121H38V120H35V119H37V118H36L37 116L39 117ZM145 114H146V113H145ZM167 114H168V113H167ZM240 114H241V113H240ZM8 115H10V114H8ZM8 115L5 114V117H6V116L8 117ZM48 115H49V114H48ZM55 115H57V114H54V116H55ZM60 115H61V114H60ZM63 115H64V114H63ZM147 115H148V113H147ZM169 115H170V114H169ZM171 115H172V113H171ZM177 115H178V114H177ZM183 115H185V114H183ZM241 115H242V114H241ZM243 115H244V114H243ZM11 116H12V115H11ZM23 116H24V117H23ZM31 116H32V117H31ZM52 116H53V115H52ZM52 116H51V117H52ZM58 116H59V115H58ZM70 116H72V115H69V117H70ZM149 116H150V115H149ZM160 116H161V115H160ZM160 116H159V119H160ZM167 116H168V115H167ZM173 116H174V114H173ZM179 116H180V115H179ZM202 116H203V115H202ZM206 116H207V115H206ZM5 117H4V118H5ZM33 117H34L35 119H34ZM64 117H66V116H64ZM67 117H68V116H67ZM72 117H74V116H72ZM78 117H79V116H78ZM147 117H148V116H147ZM156 117H157V118H156ZM174 117H175V116H174ZM199 117H200V116L198 115V118H199ZM230 117H231V116H230ZM21 118H22V119H21ZM82 118H83V117H82ZM117 118H118V117H117ZM127 118H128V117H127ZM166 118H167V117H166ZM166 118H165V120H166ZM168 118H170V117H168ZM184 118H185V117H184ZM192 118H193V117H191V119H192ZM1 119H2V118H1ZM7 119H8V118H7ZM49 119H50V117H49ZM64 119H65V118H64ZM66 119H67V118H66ZM75 119H76V118H75ZM75 119H74V120H75ZM119 119H120V118H119ZM143 119H144V118H143ZM156 119L159 121L158 116H155V117H154V120H156ZM201 119H202V118H201ZM241 119H242V118H241ZM8 120H9V119H8ZM34 120H35V121H34ZM68 120H70V119H68ZM90 120H92V119H90ZM99 120H100V119H99ZM180 120H181V118H180ZM183 120H185V119H183ZM189 120H190V118H189ZM228 120H229V119H228ZM236 120H237V119H236ZM47 121H48V118H47ZM55 121H58V122H59L58 119H56ZM72 121H73V120H72ZM78 121H79V119H78ZM160 121H162V120H160ZM190 121H192V123H193V120H190ZM33 122H34V123H33ZM36 122H37V123H36ZM49 122H50V121H49ZM103 122H104V121H102V123H103ZM156 122H157V121H156ZM163 122H164V121H163ZM181 122H182V120L179 122V125H181L182 123L185 124V121L182 122V123H181ZM194 122H195V120H194ZM224 122H225V121H224ZM16 123H17V124H16ZM28 123H29V124H28ZM31 123H32V124H31ZM50 123H51V122H50ZM71 123H72V122H71ZM77 123H78V122H77ZM82 123H83V122H82ZM90 123H91V122H90ZM104 123H106V122H104ZM108 123H110V122H108ZM137 123H138V122H137ZM160 123H161V122H160ZM164 123H166V122H164ZM180 123H181V124H180ZM242 123H243V122H242ZM30 124L33 125L32 127H35V128H33V129L35 130V132H33L34 130L32 129V127H31ZM36 124H38V125H36ZM46 124H47V123H46ZM46 124H43V125L46 126ZM63 124H64V123H63ZM66 124H67V123H66ZM75 124H76V123H75ZM75 124H74V125H75ZM78 124H80V123H78ZM85 124H86V123H85ZM100 124H101V123H100ZM110 124H111V123H110ZM121 124H122V123H121ZM143 124H144V123H143ZM145 124H146V123H145ZM189 124H190V122H189ZM189 124H188V125H189ZM193 124H194V123H193ZM4 125H5V124H4ZM15 125H17V126L15 127ZM18 125H19V127H18ZM57 125H58V124H57ZM114 125H115V124H114ZM138 125H139V124H138ZM233 125H234V124H233ZM49 126H52V125L50 124ZM49 126H48V127H49ZM63 126H64V125H63ZM69 126H70V125H69ZM69 126H68V127H69ZM79 126H80V125H79ZM87 126H88V125H87ZM91 126H92V125H91ZM112 126H113V125H112ZM28 127L31 128V129L28 130ZM53 127H54V126H53ZM59 127H60V126H59ZM64 127H65V126H64ZM71 127H73V125H71ZM185 127H186V126H185ZM232 127H233V126H232ZM15 128H16V129H15ZM26 128H27V129H26ZM54 128H55V127H54ZM65 128H66V127H65ZM113 128H114V127H113ZM136 128H137V127H136ZM136 128H135V129H136ZM151 128H152V127H151ZM178 128H179V127H178ZM183 128H184V127H183ZM188 128H189V127H188ZM12 129H13V130H12ZM72 129H74V127H73ZM103 129H104V128H103ZM138 129H139V128H138ZM140 129H141V128H140ZM154 129H156V127H155ZM17 130H18L19 132H18ZM31 130H32V131H31ZM50 130H51V129H50ZM54 130H55V129H54ZM113 130H114V129H113ZM136 130H137V129H136ZM152 130H153V129H152ZM10 131H9V133H10ZM23 131H24L25 133H24ZM38 131H37V132H38ZM58 131H59V130H58ZM62 131H63V130H62ZM232 131H233V130H232ZM7 132H8V131H7ZM22 132L27 136V138H26V136H25ZM50 132H51V131H50ZM60 132H61V131H59V133H60ZM107 132H108V131H107ZM112 132H113V131H112ZM122 132H123V131H122ZM139 132H140V131H139ZM153 132H154V131H153ZM57 133H58V132H57ZM59 133H58V134H59ZM61 133H62V132H61ZM118 133H119V132H118ZM22 134H23L24 136H22ZM63 134H64V131H63ZM91 134H92V133H91ZM112 134H113V133H112ZM112 134H111V135H112ZM122 134H123V133H122ZM134 134H135V133H134ZM15 135H16V138H18L17 140L12 139V138H15ZM34 135H35V134H34ZM38 135H39V134H38ZM50 135H51V134H50ZM56 135H57V134H56ZM61 135H62V134H61ZM111 135H110V136H111ZM115 135H116V134H115ZM123 135H124V134H123ZM18 136H19V137H18ZM21 136H22V137H21ZM32 136H33V135H32ZM39 136H40V135H39ZM51 136H52V135H51ZM51 136H50V137H51ZM59 136H60V134H59ZM68 136H69V135H68ZM84 136H85V135H84ZM20 137H21V140H20ZM24 137H25V138H24ZM48 137H49V136H48ZM48 137H47V138H48ZM52 137H55V136H52ZM74 137H75V136H74ZM87 137H88V136H87ZM93 137H94V136H93ZM96 137H97V136H96ZM29 138H30V139H29ZM34 138H35V136L33 137V139H34ZM38 138H39V137H38ZM45 138H46V137H45ZM56 138H58V136H57ZM63 138H65V136H64ZM80 138H81V137H80ZM100 138H101V137H100ZM27 139H28V140H27ZM41 139H42V138H41ZM59 139H60V138H59ZM69 139H70V138H69ZM75 139H76V137H75ZM93 139H94V138H93ZM98 139H99V138H98ZM101 139H102V138H101ZM101 139H100V140H101ZM105 139L107 140L106 136H105ZM111 139H112V137H111ZM118 139H119V137H118ZM8 140H9V139H8ZM54 140H55V138H54ZM108 140H109V142H110V138H109ZM120 140H122V139H120ZM19 141H18L17 143H19ZM34 141H35V144H31V143H33ZM38 141H39V140H38ZM43 141H44V140H43ZM11 142H10V143H11ZM30 142H31V143H30ZM49 142H50V141H49ZM55 142H56V140H55ZM125 142H126V141H125ZM180 142H181V141H180ZM22 143H23V142H21V144H22ZM69 143H70V142H69ZM106 143H107V142H106ZM111 143H115V142H112V141H111ZM117 143H118V145H120L119 141H117ZM117 143H116V144H117ZM126 143H127V142H126ZM27 144H26V145H27ZM36 144H37V145H36ZM39 144H40V143H39ZM41 144H42V143H41ZM41 144H40V145H41ZM45 144H46V143H45ZM47 144H48V143H47ZM47 144H46V145H47ZM70 144H71V145H70ZM70 144H69L70 147L73 146L72 143H70ZM82 144H83V143H82ZM33 145H34V146H33ZM52 145H53V144H52ZM59 145H60V144H59ZM61 145H62V144H61ZM78 145H79V144H78ZM92 145H93V144H92ZM96 145H97V144H96ZM109 145H110V144H109ZM118 145H116V146H118ZM208 145H209V144H208ZM29 146H28V147H29ZM32 146H33V147H32ZM38 146H39V145H38ZM103 146H104V145H103ZM121 146H122V145H121ZM200 146H201V145H200ZM18 147H19V146H18ZM42 147H43V146H42ZM49 147H50V146H49ZM87 147H88V146H87ZM105 147H106V146H105ZM113 147H114V145H113ZM113 147H112V148H113ZM127 147H128V146H127ZM44 148H45V147H44ZM46 148H47V147H46ZM88 148H89V147H88ZM88 148H87V149H88ZM90 148H91V147H90ZM97 148H98V147H97ZM100 148L102 149V147H100ZM107 148H109V147H107ZM120 148H121V147H120ZM0 149H1V147H0ZM41 149H42V148H41ZM54 149H55V148H54ZM69 149H70V148H69ZM93 149H94V148H93ZM116 149H118V147H117ZM32 150H31V151H32ZM34 150H35V149H34ZM50 150H51V149H50ZM60 150H61V149H60ZM63 150H64V149H63ZM72 150H73V149H72ZM78 150H79V149H78ZM95 150H97L96 147H95ZM99 150H100V149H99ZM114 150H115V149H114ZM132 150H133V149H132ZM8 151H9V150H8ZM18 151H19V150H18ZM44 151H45V150H44ZM70 151H71V150H70ZM89 151H91V150H89ZM97 151H98V150H97ZM115 151H116V150H115ZM150 151H151V150H150ZM6 152H7V151H6ZM10 152H11V151H10ZM20 152H21V150H20ZM38 152H39V151H38ZM52 152L54 153V151H52ZM56 152H57V151H56ZM59 152H60V151H58V153H59ZM65 152H66V151H65ZM65 152H64V153H65ZM100 152H101V151H100ZM100 152H97V153H100ZM102 152H103V151H102ZM116 152H118V151H116ZM116 152H115V153H116ZM120 152H121V151H120ZM182 152H183V151H182ZM209 152H210V151H209ZM36 153H37V152H36ZM39 153H41V152H39ZM43 153H44V152H43ZM43 153H41V154H43ZM49 153H50V152H49ZM74 153H75V152H74ZM112 153H114V152H112ZM115 153H114V154H115ZM127 153H128V152H127ZM127 153H126V154H127ZM136 153H137V152H136ZM13 154H14V153H13ZM19 154H20V153H19ZM28 154H29V153H28ZM31 154H32V153H31ZM44 154H45V153H44ZM59 154H60V153H59ZM66 154H68V153H66ZM66 154H65V155H66ZM91 154H92V153H90V155H91ZM184 154H185V153H184ZM14 155H15V154H14ZM37 155H38V154H37ZM37 155H35V156H37ZM47 155H48V154H47ZM60 155H61V154H60ZM80 155H81L80 158L83 159V162H81V159H80V158H78L77 161L74 160V161H75L74 164H73V162L70 163V161H69V162L67 161V162L69 163V166H70V164H72V165H74V166L71 165L72 167L70 166V167L68 168V165H67V168L69 169V172H66V174H68V175H66V176H70V175L72 176L73 170H77V171H76L77 174L74 173L73 175H75V176H76V175L84 176V174H85L84 172H85V171L83 172L84 174H82V173H81V172H82L81 168L83 169L86 165H87V167H89V164H90V165H91L92 163L94 164V162H95V160H96V159L94 158V162H93V160L90 161V160H91V157H89V156L86 157V156H84V154H83V155L80 154ZM85 155H87V153H86ZM94 155H95V154H93L92 156H94ZM98 155H99V154H98ZM32 156H33V155H32ZM44 156H45V155H44ZM56 156H58V155H56ZM63 156H64V155H63ZM99 156H100V155H99ZM2 157H3V156H2ZM4 157L6 158V156H4ZM4 157H3V158H4ZM22 157H25V156L22 155ZM29 157H31V156H29ZM49 157H50V156H49ZM52 157H53V156H52ZM58 157H59V156H58ZM64 157H66V156H64ZM68 157H70V156H68ZM102 157H103V155H102ZM119 157H120V156H119ZM85 158H87V159L89 158V159H88V160L86 159L87 161H85ZM107 158H109V157H107ZM124 158H125V157H124ZM31 159H32V158H31ZM31 159H30V160H31ZM41 159H42V158H41ZM46 159H48V158H46ZM56 159H58V158H56ZM59 159H60V158H59ZM62 159H63V158H62ZM62 159H61V160H62ZM67 159H68V158H67ZM67 159H66V160H67ZM103 159H104V158H103ZM110 159H111V158H110ZM21 160H22V159H21ZM23 160H24V159H23ZM51 160H52V158H51ZM53 160H54V159H53ZM63 160H64V159H63ZM70 160H71V159H70ZM78 160H79V161H78ZM111 160H113V159H111ZM122 160H123V159H122ZM37 161H38V160H37ZM41 161H42V160H41ZM84 161L86 162V164L84 163ZM25 162H26V161H25ZM90 162H91V163H90ZM96 162H97V161H96ZM98 162H100V161L98 160ZM104 162H105V161H104ZM104 162H103V163H104ZM110 162H111V161H110ZM155 162H156V161H155ZM59 163H60V162H59ZM68 163H67V164H68ZM81 163H83V164H81ZM87 163H89V164H87ZM106 163H107V162H106ZM139 163H140V162H139ZM11 164H12V163H11ZM19 164H20V163H19ZM25 164H26V163H24L23 165L20 164V166H25ZM31 164H32V163H31ZM35 164H36V163H35ZM37 164H38V163H37ZM37 164H36V165H37ZM64 164H65V162H64ZM99 164H100V163H99ZM118 164H119V163H118ZM15 165H16V164H15ZM15 165H14V166H15ZM52 165H53V164H52ZM52 165H51V166H52ZM58 165H59V164H58ZM61 165H63V164H61ZM61 165H59V166H61ZM75 165H76V166H75ZM79 165L81 166V168H80ZM83 165H84V166H83ZM96 165H98V164L95 163V166H96ZM101 165L103 166L104 164H102V162H101L100 166H101ZM114 165H115V164H114ZM122 165H123V164H122ZM137 165H138V164H137ZM173 165H174V164H173ZM9 166H10V164H9ZM18 166H19V165H18ZM18 166H17V167H18ZM38 166H39V164H38ZM47 166H48V165H47ZM55 166H56V165H55ZM78 166H79V167H78ZM111 166H113V165H111ZM4 167H5V166H4ZM4 167H3V168H4ZM27 167L30 168V164H29ZM63 167H64V165H63ZM73 167H74V169H73ZM75 167H76V168H75ZM77 167H78V168H77ZM87 167H86V168H87ZM120 167H121V166H120ZM138 167H139V166H138ZM148 167H149V166H148ZM5 168H6V167H5ZM22 168H23V167H22ZM31 168H32V167H31ZM36 168H37V167L34 168V166H33V169H36ZM39 168H40V167H39ZM41 168H42V167H41ZM43 168H44V167H43ZM55 168H56V167H55ZM57 168H58V166H57ZM114 168H116V167H114ZM127 168H128V167H127ZM162 168H163V167H162ZM212 168H213V167H212ZM24 169H25V168H24ZM44 169H45V168H44ZM63 169H64V168H63ZM78 169L81 170V171H79L80 174L78 173ZM87 169L89 170V168H87ZM93 169H94V168L92 167L91 170H93ZM135 169H136V168H135ZM145 169H146V168H145ZM22 170H23V169H22ZM29 170L31 171V169H29ZM54 170H55V169H54ZM59 170H60V169H59ZM83 170H84V169H83ZM85 170H86V169H85ZM88 170H87V171H88ZM100 170L102 171L103 169H100ZM129 170H130V169H129ZM38 171H39V170H38ZM70 171H72V172H70ZM136 171H137V170H136ZM139 171H140V170H139ZM147 171H148V170H147ZM33 172H34V171H33ZM59 172H61V171H59ZM63 172H64V171H63ZM89 172L91 173L90 170H89ZM94 172H96V171H94ZM99 172H100V171H99ZM99 172H98V171L96 172V176H97V174H98ZM29 173L31 174V172H29ZM37 173H38V172H37ZM102 173H103V174H101V172H100V175H104V172H102ZM107 173L110 174V171L107 172ZM137 173H138V172H137ZM0 174H1V173H0ZM2 174H3V173H2ZM40 174H41V173H40ZM55 174H56V173H55ZM57 174H59V173H58V170H57ZM60 174H61V173H60ZM69 174H70V175H69ZM81 174H82V175H81ZM93 174H95V173H93ZM138 174H139V173H138ZM142 174H143V173H142ZM36 175H37V174H36ZM62 175H63V173H62ZM114 175H115V174H114ZM114 175H113V176H114ZM117 175H118V174H117ZM26 176H27V175H26ZM34 176H35V175H34ZM134 176H135V175H134ZM23 177H24V176H23ZM27 177H29V176H27ZM30 177H31V176H30ZM35 177H36V176H35ZM37 177H38V176H37ZM50 177H51V174H50ZM55 177H56V176H55ZM100 177H101V176H100ZM130 177L132 178V176H130ZM137 177H138V176H137ZM140 177H141V176H140ZM14 178H16V177H14ZM19 178H21V177H19ZM65 178H66V177H65ZM67 178H68V177H67ZM84 178H85V177H84ZM114 178H115V176H114ZM133 178H134V177H133ZM162 178H163V177H162ZM23 179H24V178H23ZM26 179H27V178H26ZM53 179H54V177H53ZM71 179H72V178H71ZM75 179H77V178H75ZM123 179H124V178H123ZM126 179H127V178H126ZM160 179H161V178H160ZM6 180H8V179H6ZM16 180H17V179H16ZM28 180H29V179H28ZM37 180H38V179H37ZM61 180H62V179H61ZM133 180L135 181V179H133ZM138 180H139V179H138ZM4 181H5V180H4ZM24 181H25V180H24ZM29 181H30V180H29ZM74 181H75V180H74ZM118 181H119V180H118ZM147 181H148V180H147ZM9 182H10V180H9ZM18 182H19V181H18ZM33 182H34V181H33ZM49 182H50V181H49ZM65 182H66V181H65ZM65 182H64V183H65ZM77 182H78V181H77ZM81 182H82V181H81ZM109 182H110V181H109ZM119 182H120V181H119ZM162 182H163V181H162ZM21 183H22V182H21ZM75 183H76V182H75ZM132 183H133V181H132ZM140 183H141V182H140ZM140 183H139V184H140ZM147 183H148V182H147ZM62 184H63V183H62ZM141 184H142V183H141ZM46 185H47V183H46ZM51 185H52V184H51ZM63 185H64V184H63ZM65 185H66V184H65ZM69 185H70V186H69L68 188H69V189H72V183L69 184ZM102 185H104V184H102ZM76 186H77V185H76ZM110 186H111V185H110ZM5 187H6V185H5ZM58 187H59V186H58ZM83 187H85V186H83ZM74 188H75V187H74ZM81 188H82V187H81ZM119 188H121V187H119ZM144 188H145V187H144ZM146 188H147V187H146ZM159 188H160V187H159ZM10 189H11V188H10ZM77 189H78V188H77ZM84 189H85V188H84ZM104 189H105V188H104ZM104 189H103V190H104ZM135 189H136V188H135ZM147 189H148V188H147ZM7 190H8V189H7ZM44 190H45V189H44ZM62 190H63V189H62ZM66 190H67V189H66ZM123 190H124V189H123ZM5 191H6V190H5ZM64 191H65V190H64ZM72 191H73V190H72ZM138 191H139V190H138ZM163 191H164V190H163ZM163 191H162V192H163ZM166 191H167V190H166ZM10 192H11V191H10ZM75 192H76V191H75ZM8 193H9V192H8ZM83 193H84V192H83ZM122 193H123V192H122ZM165 193H166V192H165ZM64 194L66 195V193H64ZM138 194H139V193H138ZM69 195H70V194H69ZM69 195H68V197L70 198ZM85 195H86V194H85ZM91 195H92V194H91ZM117 195H118V194H117ZM117 195H116V196H117ZM123 195H125V193H124ZM12 196H13V195H12ZM14 196H15V195H14ZM63 196H64V195H63ZM76 196H77V195H76ZM82 196H83V195H82ZM28 197H30V196H28ZM39 197H40V196H39ZM52 197H53V199H54V196H52ZM59 197H60V196H59ZM79 197H80V196H79ZM98 197H99V196H98ZM144 197H145V196H144ZM222 197H223V196H222ZM15 198H16V197H15ZM30 198H31V197H30ZM45 198H46V197H45ZM56 198H58V196H56ZM62 198H63V197H62ZM62 198H60V201H61ZM80 198H81V197H80ZM149 198H150V197H149ZM160 198H161V197H160ZM223 198H224V197H223ZM12 199H13V198H12ZM23 199H24V198H23ZM23 199H22V200H23ZM53 199L51 198L52 201L50 200V202L47 201L48 204H49V203H50V204H52V203H56V204H58V203H57L58 201L55 202V199H54V200H53ZM65 199H66V198H65ZM65 199L63 198L64 201L62 200V202H64V203L66 202V203H67V201H66ZM74 199H75V198H74ZM77 199H79V198H77ZM81 199H82V198H81ZM85 199H86V198H85ZM88 199H89V198H88ZM131 199H132V198H131ZM19 200H21V199H19ZM19 200H18V201H19ZM26 200H27V201H26ZM26 200H24V201L29 202L31 199H27V198H26ZM46 200H48V198H47ZM56 200H58V199H56ZM114 200H115V199H114ZM222 200H223V199H222ZM36 201H37V202H35V199H34V202L36 203V206H37V204H38V199H37ZM40 201H41V202H40L38 205L43 206V205H41V203H42V199H40ZM53 201H54V202H53ZM60 201H59V203H60ZM68 201H69V203L71 204V200H68ZM78 201H79V200H78ZM94 201H95V200H94ZM96 201H97V200H96ZM143 201H144V199H143ZM160 201H161V200H160ZM164 201H165V200H164ZM2 202H3V201H2ZM31 202H32V201H30V203H31ZM47 202H46V203H47ZM73 202H76V201L73 200ZM123 202H124V201H123ZM4 203H6V202L4 201ZM8 203H9V202H8ZM30 203H28V204H30ZM44 203H45V202H44ZM46 203H45V204H46ZM80 203H81V201H80ZM92 203H93V202H92ZM141 203H142V202H141ZM25 204H27V203H25ZM25 204H24V205H25ZM33 204H34V203H33ZM50 204H49V205H50ZM61 204H62V203H60V205H61ZM67 204H68V203H67ZM67 204H62L61 206L64 205L63 207H65ZM70 204H69V205H70ZM72 204H73V203H72ZM72 204H71V205H72ZM129 204H130V203H129ZM129 204H128V205H129ZM131 204H132V203H131ZM133 204H134V203H133ZM71 205H70V206H71ZM73 205H74V204H73ZM73 205H72V206H73ZM78 205H79V204H78ZM84 205H85V202H84ZM84 205H83V207H84ZM110 205H111V204H110ZM164 205H165V204H164ZM0 206L3 207V206H5V204H2V205H0ZM33 206H35V204H34ZM36 206H35V210H34V212H35L36 209H37ZM61 206H60V207H61ZM70 206H69V208H70ZM72 206H71V207H72ZM132 206H133V205H132ZM5 207H6V206H5ZM26 207H27V206H26ZM37 207H38V206H37ZM46 207H48V205H47ZM56 207H57V206H56ZM56 207H55V208H56ZM79 207H80V206H79ZM83 207H82V208H83ZM125 207H127V206H125ZM128 207H129V206H128ZM165 207H166V206H165ZM21 208H22V207H21ZM43 208H44V207H43ZM50 208H51V207H50ZM61 208H62V207H61ZM61 208H59V209L57 208V209H58L57 211L63 209V208H62V209H61ZM65 208H66V207H65ZM69 208H66V209H69ZM72 208H76V209H77V207H74V206H73ZM84 208H85V207H84ZM84 208H83V210H84ZM96 208H97V207H96ZM4 209H5V208H4ZM22 209H23V208H22ZM47 209H48V208H47ZM66 209H65V210H66ZM70 209H71V208H70ZM85 209H86V208H85ZM97 209H98V208H97ZM108 209H109V208H108ZM126 209H128V208H126ZM40 210H42V207H41V209H39V211H40ZM49 210H50V209H49ZM49 210H47L48 214L50 213ZM51 210H52V209H51ZM51 210H50V211H51ZM63 210H64V209H63ZM72 210H73V209H72ZM80 210H81V211H80L81 213L78 212V213H77V214H78L77 217H79V216L81 215L82 218H83V215H82V214H83L82 209H80ZM140 210H141V209H140ZM1 211H2V210H1ZM17 211H18V210H17ZM37 211H38V210H37ZM37 211H36L37 214L35 213L36 215H38V212H37ZM52 211H53V210H52ZM52 211H51V212H52ZM54 211H56V209H54ZM57 211H56V212H57ZM76 211H77V210H76ZM113 211H114V210H113ZM18 212H19V211H18ZM20 212H23V211H20ZM24 212H25V211H24ZM28 212H29V211H28ZM62 212H63V211H62ZM71 212H72V211H70V210H69V211L66 210V213H71ZM95 212H96V211H95ZM110 212H111V211H110ZM117 212H118V211H117ZM144 212H145V210H144ZM12 213H13V212H12ZM98 213H99V212H98ZM5 214H6V213H5ZM21 214H22V213H21ZM21 214H20V215H21ZM27 214L29 215V213H27ZM31 214H32V213H31ZM39 214L42 215V214H43V210H42L41 213H39ZM73 214H75V213L73 212L72 215H73ZM77 214H75L74 217H71L72 215H70V217H71V223H70V218H67V221H69V222H67V221L65 220V219H66L65 217H64L63 221H61V223L64 222V221H66V222H65V226L69 223L68 225L70 226V228H74V226H75L76 224H78L79 222H81L82 224L80 223V225H81V227H82V225H83V221L85 220L86 215H84V218H83L84 220H83L82 218H80V219L77 220V219H76V218H77V217H76ZM87 214H88V213H87ZM94 214H95V213H94ZM137 214H138V213H137ZM10 215H11V214L9 213V217H10ZM18 215H19V214H17L16 219L18 218ZM36 215H35V216H36ZM45 215H46V214H45ZM45 215H44V216H45ZM61 215L65 216L66 214L64 215V213H63V214H60V216H61ZM2 216H3V215H2ZM14 216H15V215H12V216H11V218L13 217V218H12L13 220H11V218H9L8 216H6V218H3V219H4V220L6 219L8 222H10V221H11V222H12V221H15V222L17 223L16 219H14V218H15ZM24 216H26V214H25ZM39 216H40V215H39ZM42 216H43V215H42ZM52 216H53V215H52ZM67 216H68V215H67ZM121 216H122V215H121ZM4 217H5V215H4ZM19 217H20V216H19ZM30 217H31V216H30ZM49 217H50V216H49ZM68 217H69V216H68ZM8 218H9V220H8ZM20 218H21V217H20ZM22 218H23V217H22ZM22 218H21V219H22ZM37 218H40V217H37ZM37 218H36V219H37ZM101 218H102V217H101ZM25 219H26V217H25ZM43 219H44V218H43ZM56 219H57V218H56ZM61 219H62V218H61ZM72 219H73V220H72ZM89 219H91V218H89ZM104 219H105V218H104ZM106 219H107V218H106ZM19 220H20V219H19ZM48 220H50V219H48ZM53 220H54V219H53ZM80 220H81V221H80ZM56 221H57V220H56ZM74 221H75V222H74ZM106 221H107V220H106ZM11 222H10V223H11ZM24 222H25V221H24ZM58 222H59V221H58ZM72 222L74 223L73 225H72ZM76 222H77V223H76ZM85 222H86V221H85ZM87 222H88V221H87ZM98 222H99V221H98ZM109 222H110V221H109ZM1 223H2V222H1ZM4 223H5V222H4ZM12 223H14V222H12ZM45 223H46V222H45ZM66 223H67V224H66ZM75 223H76V224H75ZM89 223H90V221H89ZM23 224H24V223H23ZM85 224H86V223H85ZM113 224H114V223H113ZM131 224H132V223H131ZM163 224H165V223H163ZM8 225H9V224H8ZM29 225H30V224H29ZM37 225H38V224H37ZM80 225H78L77 228L80 227ZM10 226H13V225L10 224ZM10 226H9V227H10ZM49 226H50V225H49ZM62 226H63V224H62ZM69 226H68V231H69V230L71 231V229L69 228ZM72 226H73V227H72ZM85 226H86V225H85ZM87 226H88V225H87ZM110 226H111V225H110ZM153 226H154V225H153ZM29 227H30V226H29ZM33 227H35V226H33ZM33 227H32V228H33ZM66 227H67V226H66ZM123 227H125V226H123ZM32 228H31V229H32ZM47 228H48V227H47ZM53 228H54V227H53ZM112 228H113V227H112ZM42 229H43V228H42ZM64 229H65V228H64ZM84 229H86V227H85ZM94 229H95V227H94ZM104 229H105V228H104ZM108 229H109V228H108ZM23 230H24V229H23ZM34 230H35V229H34ZM66 230H67V229H66ZM78 230H79V229H78ZM80 230H81V229H80ZM95 230H96V229H95ZM95 230H94V231H95ZM171 230H172V229H171ZM28 231H29V230H28ZM41 231H42V230H41ZM47 231H48V230H47ZM61 231H62V230H61ZM68 231H67V232H68ZM72 231H73V230H72ZM74 231H75V230H74ZM99 231H100V228H99V230H97V232H95V234H94V232L92 231L93 234H94V237H92V240H93V239L96 240V239H97L96 237H97L98 235H104V236H106V233H107V232H105L106 230L104 231V230L102 229V231H100V232H99ZM114 231H115V230H114ZM173 231H175V230H173ZM32 232H33V231H32ZM64 232H66V231L64 230ZM78 232H79V231H78ZM78 232H77V234H78ZM81 232H82V231H81ZM87 232H88V231H87ZM90 232H91V231H90ZM90 232H89V233H90ZM98 232H99V233H98ZM101 232H102V234H101ZM109 232H110V231H109ZM123 232H124V231H123ZM20 233H21V232H20ZM61 233H62V232H61ZM69 233H70V232H69ZM69 233H68V234H69ZM72 233H73V232H72ZM85 233H86V232H85ZM104 233H105V234H104ZM44 234H45V233H44ZM50 234H51V233H50ZM54 234H55V233H54ZM54 234H53L54 237H52V240H57V238L55 237L56 235H54ZM66 234H67V233H66ZM70 234H71V233H70ZM124 234L128 236V234L123 233V235H124ZM165 234H166V233H165ZM40 235H41V234H40ZM57 235H58V234H57ZM96 235H97V236H96ZM116 235H117L116 238H119V237H118V233H117ZM125 235L123 236L124 238H126ZM3 236H4V235H3ZM32 236H33V235H32ZM38 236H39V235H38ZM44 236H45V235H44ZM46 236H47V235H46ZM58 236H59V235H58ZM86 236H87V235H86ZM104 236H102V237H104ZM112 236H113V235H112ZM166 236H167V235H166ZM19 237H20V236H19ZM98 237H99V236H98ZM102 237H101V239H102ZM29 238H30V237H29ZM54 238H55V239H54ZM86 238H87V237H86ZM127 238H129V237H127ZM127 238L125 239L126 241H127ZM164 238H165V237H164ZM168 238H169V237H168ZM186 238H187V237H186ZM44 239H45V237H44ZM74 239H75V238H74ZM88 239H90V238H88ZM173 239H174V238H173ZM16 240H17V239H16ZM48 240H49V239H48ZM90 240H91V239H90ZM115 240H116V239H115ZM30 241H31V238H30ZM46 241H47V240H46ZM64 241H65V240H64ZM88 241H89V240H88ZM98 241H99V240H98ZM116 241H117V240H116ZM133 241H134V240H133ZM38 242H39V241H38ZM49 242H50V241H49ZM68 242H69V241H68ZM85 242H86V241H85ZM131 242H132V240H131ZM187 242H188V241H187ZM215 242H216V241H215ZM11 243H12V242H11ZM91 243H92V242H91ZM34 244H35V243H34ZM60 244H61V242H60ZM115 244H116V243H115ZM180 244H181V243H180ZM31 245H32V244H31ZM50 245H51V243H50ZM56 245H57V244H56ZM64 245H65V244H64ZM64 245H63V246H64ZM96 245H97V244H96ZM160 245H162V244H160ZM182 245H183V243H182ZM29 246H30V245H29ZM29 246H28V247H29ZM80 246H82V245H80ZM145 246H146V245H145ZM165 246H166V245H165ZM177 246H178V245H177ZM179 246H180V245H179ZM183 246H184V245H183ZM191 246H192V245H191ZM30 247H31V246H30ZM47 247H49V246H47ZM60 247H62V246H60ZM67 247H68V246H67ZM78 247H79V246H78ZM84 247H85V246H84ZM160 247H161V246H160ZM167 247H168V246H167ZM63 248H64V247H63ZM88 248H89V247H88ZM109 248H110V247H109ZM128 248H129V247H128ZM134 248H135V247H134ZM134 248H133V249H134ZM180 248H181V247H180ZM41 249H42V248H41ZM79 249H80V248H79ZM135 249H136V248H135ZM3 250H4V249H3ZM20 250H21V249H20ZM28 250H29V249H28ZM124 250H126V248H125ZM12 251H13V250H12ZM42 251H44V250L42 249ZM91 251H92V250H91ZM130 251H132V250H130ZM164 251H165V250H164ZM164 251H163V252H164ZM170 251H171V250H170ZM22 252H23V251H22ZM150 252H151V251H150ZM4 253H5V252H4ZM46 253H48V252L46 251ZM46 253H45V254H46ZM49 253H50V252H49ZM66 253H67V252H66ZM132 253H133V252H132ZM151 253H152V252H151ZM16 254H17V253H16ZM19 254H20V253H19ZM22 254H24V253H22ZM58 254H59V253H58ZM122 254H123V253H122ZM124 254H125V253H124ZM24 255H25V254H24ZM51 255H52V254H51ZM11 256H12V255H11ZM45 256H46V255H45ZM24 258H25V256H24ZM76 258H77V257H76ZM12 259H13V257H12ZM50 259H51V258H50ZM60 259H61V258H60ZM11 261H12V260H11ZM48 261H49V260H48ZM16 262H17V261H16ZM68 262H69V261H68ZM8 263H9V262H8ZM17 263H18V262H17ZM29 263H30V262H29ZM52 263H53V262H52ZM10 264H11V263H10ZM96 264H97V263H96Z\"/></svg>",
	"mask_w": 264,
	"mask_h": 264
}]
</instances>
